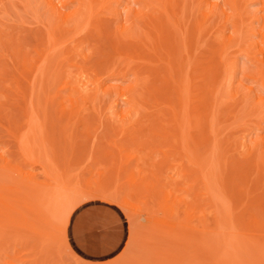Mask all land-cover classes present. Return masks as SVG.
I'll use <instances>...</instances> for the list:
<instances>
[{
  "label": "bare ground",
  "instance_id": "1",
  "mask_svg": "<svg viewBox=\"0 0 264 264\" xmlns=\"http://www.w3.org/2000/svg\"><path fill=\"white\" fill-rule=\"evenodd\" d=\"M0 1H1L0 5L2 8L4 2L2 0H0ZM5 1L12 3L11 1H13V0H10V1L5 0ZM16 1L18 2V0H16ZM16 1H13L12 5L15 6ZM30 1L29 0L25 1V5L27 6V9L31 11V13L28 12V14L29 13L32 14V11H33V7L30 6V4H31ZM38 1H40V3H42V6L45 7L46 11H48L51 14V16H53L56 19V22L58 21L59 25H61V26H59L57 24L58 22L57 23L54 22L56 24H52L51 23L52 20L47 21L49 23V25L51 23V25L57 26V29H56V27H53V29H52V26L50 27L48 24H45L43 22L45 24V26L48 25L50 28H47V26L46 27L43 26L44 31L42 34L44 35V40L47 42L46 43L43 40L44 41L43 43L46 45V49L44 47V50L41 51V53L40 52L37 53V55L34 58L35 60L33 59L35 61V65H33V63H32V67H31L32 70L29 71V73L31 72L32 77H30V74L28 73L30 80L28 81V79H27L26 84L29 86L28 90H30V91H29V93H27L28 92L27 91L28 86L26 87V89L23 88L22 90L26 91V93H27V95H26V93L22 92L20 86H18L20 89L17 88L18 92L21 91L22 94L23 93L25 94V97H23V96H21V97L24 98L26 101V103H25L24 99H22L24 101V103L23 102L22 103L25 104V106L23 105L24 108L22 107V109H23L22 111L24 112V115L23 114L22 115L24 116L23 122H24L25 126H27V127L24 130V132L22 131L23 133L21 132L22 134L16 135L18 133L17 131H16L17 133H15V135H16L15 138H17V144H18V150H19L18 152H23L22 154H25L24 152H26V153L31 152V155H29L30 153L27 155L25 154L27 157L25 156L24 159L28 160L30 158V160H31L33 157L32 153L34 154L35 152H36V155H37V152H38V154H39V152H44V154H45V152H47L46 151L47 147H45V145H43L44 148L42 147V143L44 144V141L42 140V143H40V144H37V143L34 144L33 138L36 137L37 133H39L38 134V136H39L40 133H43L45 130H47V131L51 130V129L49 130L46 128L47 124L50 125L49 124L50 122L49 123L47 122L50 119V117L48 118V115L50 114L49 112H52V111H49L50 105H52L54 107L55 106L61 107V109H59L60 111H58L60 113H61V111H62V113L67 112L66 110L68 109V112L65 113V116H66L65 120H67V116L69 117L68 120L67 121L63 120V123L62 124L60 123L61 126L59 128H57L58 133H60V131H61V133H60L61 136L60 137L57 136V137L62 139V138L68 137L67 132H68V128L70 127L71 122L75 121L76 123L79 122V124H80V122L84 123L86 118L89 120L90 117H87V115H85V117L80 116V114L82 113V110L87 109V106L85 104L88 103L89 106H91V109H90L91 112L93 111L92 109L96 110V111L94 110L95 112L93 111L95 113V115H96L97 111L100 115L103 111L102 114L104 116H106L108 114V117H110V118L112 117V119H110V120H112V122L114 120V122L117 123V126L114 125L116 123H114V124L110 123L113 126L112 127L110 126L108 130H110V132L112 131V133H113V132L118 130L117 127H120L119 128L120 132L116 136L119 137V138H117L118 140L123 138L124 141H123V139H121L123 142H120V140L119 141L116 140V141L120 142L124 146L116 143L115 140L109 139V141H111V143H109L110 147H108L107 149L106 148L105 149H103V148L102 149L92 148V150H91L88 147V150H87L85 145H83V144L79 145L78 144L79 147L78 146L75 147V145H73L72 148H74V147L76 148V149L74 148L73 152H118V153L119 152H127V151L128 152H133V151L134 152H138V151L141 152L140 149H144V148L147 149L148 145H151V144L152 145L150 147L151 148L153 147L152 149H154V147L158 148L162 143H160V141H158L159 142L158 143L156 141L157 139L155 138V136H157V138H159V140L162 138V136H164L166 139L171 138L173 146L170 145L171 146L170 149L169 148H167V149L163 148V151H162L161 148L164 145L163 144L162 146H160L161 148H159V149H161L162 152H171V153L172 152H180V153L182 152L185 155H187V156H184L185 158H187L189 156L188 158L190 159V160H187L188 159L187 158L185 160V158H183V160L188 161V162L190 161L191 163H193L194 166L193 165H191V166L194 167V171L197 173V175L193 173L194 175L197 176V179L195 178L196 180H194V181L195 182L196 181L201 182L202 185H200L199 187H203V189L205 190L201 195H203V194H204L203 196L206 195L205 197H208V200H210L209 201L210 206L207 205V206H209L208 209H211L209 212L205 210V209H207L206 208L207 206L206 207L202 206L200 201L197 202V201L193 200V199L196 200L197 199L196 197L193 196L194 198L190 199L191 201L188 200L189 195H191L189 192H191L192 189L188 192L187 190H189V189H187L186 187H185V189H187V190H185L184 187H183V189L180 188L181 189L180 190L179 189L180 186L178 187L177 185H176L178 187L177 189H176L175 185H172V187H169L171 185L167 184L168 181L164 184H163V182H162V184L159 183L162 185V187H161L162 191L159 192L161 194L160 197H163V201H162L163 204L162 203L161 204L167 209L166 211L169 210V214L172 217V221H168V222L174 223L175 226H178V225H179V227L183 226V228L185 227V228L191 230L192 232H194L193 233L194 235L196 233H198V235L196 234L193 238L195 240L194 242H192L193 239H192V241H190V238L187 235L188 234L187 232L189 230H187V232H186L187 234L182 233L183 236L181 239L182 240H183V238L185 240L188 239V240H186V241H188V244L184 240L185 242L184 241L183 242L186 245L184 244V245L179 246V247H181L180 249L184 253L181 252L183 254V256H181V253L178 252V253H180V254H178L176 251L177 255L179 257H182V258H180L179 260H175L174 264H176V262L178 264H242L241 261L243 258L248 257L249 255H252L250 251L248 252V248H246V246H248L246 240L248 241L249 239L256 238L257 236H259L258 237L259 239L262 238L263 241L261 242V245H262L261 247H263L262 249H264V195H263L264 191L261 194L260 192H262V190L258 189L259 186L257 184V183H259L258 181H261L260 179H258V177H259L258 175L259 174L264 175V135L260 136V134H261L260 132L264 131V125H263V123H264V0H128V1L127 0L126 1L125 0H38ZM9 5H11V4H9ZM16 5H17V3H16ZM255 5H256V7L254 9L253 8L251 9V7L255 6ZM35 6H36V3H35ZM11 8H10V10H11ZM2 10H3V8H2ZM10 10H7V12ZM14 10H16V9H14ZM36 10H38V9H36ZM34 12H36L35 9H34ZM103 13H107L113 17L115 16L117 18V21L114 23L111 21L106 23V21L103 22L102 20H100L99 18L96 17V16L101 15ZM33 14H34L33 15L34 17H35V14L37 15V13H33ZM8 15H9V12L7 13V16ZM95 18H97V20L98 19L100 20V21L96 20L98 22V24L96 23ZM46 19H47V17H46ZM22 20H23V18H22ZM11 21H12V19H11ZM42 21H41V23H42ZM37 25H38V23H37ZM43 27H41V28H43ZM58 27H59V29H58ZM45 28H47L48 30H46ZM49 29L52 30V32H54L53 30L56 29V33H52L53 34L52 35L50 33L51 31L49 32ZM57 30L59 31L58 33H61V34H64V33L65 34L66 33L71 34L72 33L71 35H69L70 40H73L72 38H76L75 35L77 36V34H79L81 32V33H83V36L85 35L87 37V40L88 39L92 40L91 42L94 41L93 43H96V41L93 39H96L99 42L100 41L105 42V44L108 45L107 48H110V50L112 52V56L110 57V59L113 58L114 61L111 59L113 61V63H111L112 61L110 60V63H109L110 66H108V63L106 62L107 66L109 68H107V66L104 65L105 64V62H104L103 65L106 68H104V70L102 69L103 70V72H102L103 76H100V77L97 76V78H96V76H95L96 74H95L94 79H91V78H93V77H91L93 75L90 74L87 76L88 78L85 77V79L87 78L85 81H83L82 78L81 79L79 78L80 80L78 82H74L75 80L73 81L72 78H71V80H69L71 75H69V78L66 77V79H65L64 76L66 74L63 76L64 72L62 71V73H61V69H60L61 67L59 68L57 65H54V66H57L59 69L57 67H56V69H58L59 71L54 68L56 70V73H55V71L52 70L50 68V66L47 65V62H50L49 55L53 54L50 52H54V51H51V50H53L52 49V46H53L52 43H54V45H55V43H57V41L59 40V39L57 40L58 37L56 38V36L52 37L54 35H58ZM12 32H14V31H12ZM0 33H3V31H1ZM37 33L38 32H36V34ZM81 33H80L81 36L79 35L80 37H78L79 39L77 38L76 40L80 41V38L83 37ZM4 34H6V33H4ZM42 34H41V36L43 37ZM8 36H6V37L8 38ZM13 36L15 37V35H13ZM85 36H84V38H86ZM2 37H5V35H3ZM2 37L0 38V42L3 45L5 40L9 41V39L3 38L4 39L3 40ZM9 38L11 39V37H9ZM55 40H57V41L55 42ZM84 40L86 41V39H84ZM63 41L64 40H62V42ZM79 41H76V42H78L77 44H79ZM82 41H83V39H82ZM82 41H80V44H79L80 46L82 45L81 44ZM91 42L87 46H89L91 44ZM84 43H87V42L83 41V47L86 45V44L84 45ZM1 44H0V46H2ZM48 44H49V46H48ZM210 44H212L211 46H213V44H215V47H210ZM6 45L8 46L9 43L7 44L5 42V44L3 45V48L2 47L0 48L1 52H2L1 49H3V52L1 53V56H0L1 61H2V59L5 60L7 54H9L11 56V54L13 53L12 54V56H14L13 58H16L15 56H18V54H19L18 52L20 51V50L16 51L20 47L13 50L11 45H10V47L9 46L7 47ZM79 45H77V47H79ZM101 45H103V47L101 46L102 47L101 48L100 44H99V47L101 49H103V51L100 49L99 53L103 54V56L105 57V58L103 57L104 61L105 60L109 61L107 56L110 55L111 53L109 54L110 51H108V53L105 52L107 50V48L104 46V43ZM4 46H6L5 50H4ZM36 46H38V45H36ZM72 47H74V46H72ZM92 47L95 48L96 45H95V47L94 46H92ZM92 47L90 48V50L92 49ZM8 48H10L12 51L7 50ZM205 48L211 49V51L207 50ZM24 49H25V47H24ZM60 49H61V47H60ZM96 49H98V48L96 47ZM94 51H95V49H94ZM94 51H93V53H96ZM100 51H102V53ZM206 51H210L211 52L210 55L207 54L209 52H206ZM233 51L237 52L240 56H243L246 61H248L252 64V68H253L252 69V68L247 67V69L248 68L250 69V71L249 70L247 71V70H245L246 65H244L245 66L244 70L243 71L241 70L242 72L240 73L241 77L238 78V79L241 78V80H238V82H235L236 86L233 82H234V78H235L234 76L236 75L235 72H237L236 70L239 68V65L236 64V62H238V61L233 58V56L236 57L237 55H231L232 58L230 57V54ZM10 52H12V53H10ZM16 53H17V55H16ZM54 53H55L53 55L54 57L51 56L54 60H56L59 63H60V61L64 62V60H62V59H64L63 57L60 58L59 56H56V52H54ZM57 53H59V52H57ZM90 53H92V52H90ZM90 53H88L89 57L91 55ZM86 55L87 54H85L84 56L86 57ZM23 56H24V54H23ZM68 56H70V54ZM1 57H2V59H1ZM19 57L21 58V56H19ZM85 57H84V59L87 60L88 58L86 59ZM20 58H19V61H20L19 63H22L21 62L22 60ZM99 58L100 57L96 58V59H98L97 61L94 59L97 62V64H96V62H94V64L98 65L99 63L101 64L103 62V59L99 60ZM7 59H8V56H7ZM31 59H32V57H31ZM31 59L29 61H32ZM47 59H48V61H46ZM65 59L67 60V57H65ZM89 61H91V60H89ZM116 61H117V64L115 63ZM85 62H87V61H85ZM2 63H3V61H2ZM19 63H18V65H19ZM1 64H0V68L1 67L4 68L5 67V66H3L4 63L2 65ZM29 64H31V63H29ZM112 64H114V66H113V68H110V67H112L111 66ZM21 65H19V66H21ZM49 65H50V63H49ZM91 65L92 64H90V65L87 64V66H91ZM30 66H28L27 69H29ZM142 66L146 67V68H141ZM237 66H238V68H237ZM249 66L251 67V65H249ZM99 67H100V65H99ZM25 68H26V66H25ZM82 68H84V67H82ZM94 68H95V66H94ZM4 69H6V67ZM49 69L52 70L53 72L52 71L49 72L48 71ZM95 69H97V68H95ZM241 69H243V66H241ZM94 70H92V73L93 72L96 73V71H94ZM9 71H8V73H10ZM5 72L7 73V71H5ZM238 72H240V71L238 70ZM81 73H83V72H81ZM84 73H83V76H84ZM90 73H91V71H90ZM11 76H12V74L10 75V77ZM109 78H110V80L111 79L126 80L127 85H125V86H121L119 84L106 85V82H107V80H109ZM245 79H246V81L252 80L250 83L252 84V82H254V83L256 82L257 85H250V83L248 85L247 83H244ZM1 80H4V79H1ZM8 81H9V79H8ZM116 82H118V81H115V83ZM55 83H57V84L60 83V87H59V89H57L58 91H56L55 94L52 95L50 93V91H51L52 87H55L54 86ZM258 83H259V86H258ZM35 86L40 89V92H42V94L39 92L41 94V98L44 97L40 100V96L37 95L39 98V99L37 98V102L40 103V101H42L44 99V105H43V107H41V108H43L41 110V112H42L41 114H40V111L35 107L36 106L35 105L36 103L34 101L36 99V98L34 99V97H36L35 96L36 95L35 94V91H36ZM232 86L233 87L235 86V88H234L235 90L232 89ZM257 86H258V88H257ZM22 87H23V85H22ZM38 88H37V93H38ZM2 90H3V87H2ZM15 92H16V90H15ZM64 92L67 94L63 95ZM241 92H243V93H241ZM50 94L52 97L50 96ZM222 94H224V95H222ZM111 95H113V96H111ZM221 95L222 96L228 95L229 99L231 96L233 100L234 99H235V101L238 100L237 105L239 107H238V110L236 111V114L234 115V118L236 117L237 122L236 121L235 122L237 124L240 123V122H238L240 120V119H238V117H243L241 115H244V117H245V115L248 116V119H250L249 117H251V118L254 117L252 119V121H253L252 125L253 126H252V128L251 127L250 128L254 129V134L256 131L258 132L254 135L255 138H253V140H251V139L249 140V143L246 140V138H247V137H245L246 134L242 135V136L238 135L241 138H243L241 141L239 140V143H240L239 148L241 147L242 150H244V152L238 148L237 149L240 150L239 153L242 156H244L243 154H241L242 152L244 154L248 153V156L247 157L245 156L246 158H248V161H245L246 162L245 164L239 163L238 165H237V163L240 162L239 161L240 159L238 160V162H236L237 160L233 161L234 159L233 160H226V163L222 161L223 164H221V166L224 165L223 170H219L220 168L222 169V167L219 166V162L222 158H229L231 156V155H228L229 153L226 154V151H228V149H231L230 147L232 145H234L236 142L235 139H237V142H238L239 138L234 137L235 139L230 138L231 139L230 140L229 139L230 134L227 135L228 136V138H227L225 136L226 133L224 134L225 131L222 134H220L221 131L220 132L218 131L221 137H223L222 135H224L226 137V138L223 137L224 139H222L220 136H218L216 134V132H217L216 128H220V126H223V125H218V122L221 119H219V116H218V119H216L217 115L215 116V113H216L215 110L218 108L217 105L221 99ZM114 96H115V98L113 99ZM58 97L61 98V99H59V100H61L60 102L57 100ZM107 97H108V99H106ZM5 98H7V96ZM16 98H17V96H16ZM223 98H222V100H223ZM119 100L123 101V103L125 105L124 108H121V107H120L121 109L118 108L117 105L119 104V102H118ZM226 101H228V100H226ZM14 102H16V101H14ZM53 103L54 104L56 103V105H54ZM42 104H43V102L40 104V106H42ZM81 105H85L86 107L84 106V108L80 107L78 109L77 107L81 106ZM119 105H121V104H119ZM37 107H38V105H37ZM4 108L5 107H3V109ZM51 108H53V107H51ZM0 109H1V107H0ZM236 109H237V107H236ZM5 110H6V108H5ZM56 110H58V108H56ZM75 110L79 111L78 112L79 114L77 112H75ZM80 110H81V113H80ZM218 110L219 109H217V111ZM222 110H223V108H222ZM38 111H39V114H38ZM226 111H229V110H226ZM2 112L3 111H1V115H2ZM10 112H12V111H10ZM23 112H21V113H23ZM87 112H86V114H87ZM234 112H235V109H234ZM218 113L219 112H217L216 114H218ZM232 113H233V111H232ZM56 114H57V112H56ZM61 114H60V116H61ZM83 114H85V113H83ZM99 114L96 115L97 116L96 119L98 120V122L100 121L98 119V116L100 117ZM109 114L111 116H109ZM22 115H21V117H22ZM39 115H42V116L39 118ZM88 115H89V113H88ZM225 115H227L226 112H225ZM37 116H38V118H37ZM54 116H55V114H54ZM8 117H10V116H8ZM82 117H83V119H82ZM4 118H6V117H4ZM4 118H2V119H4ZM57 118H54V119H57ZM60 118L63 119L64 117L63 116L59 117V120H60ZM72 118H73V120H72ZM102 118L103 117L101 115V121H102ZM220 118H222V117H220ZM226 118H228V117H226ZM226 118H225V122H226V120H228ZM8 119L10 120V118H8ZM52 119H53V116H52ZM116 119L119 122L116 121ZM244 119H246V118H241V121ZM90 120L92 123L93 120L91 118H90ZM50 121H51V119H50ZM57 121H56V123H55V121L54 122L52 121L53 123H51V125L57 126V124L59 122V121L58 122ZM94 121H95V119H94ZM229 121H230V119H229ZM229 121L227 123H229ZM87 122L88 121H86L84 123V126H86ZM89 122H88V124H89ZM245 122L246 121H244V123ZM102 123H104V122H102ZM141 123H143V124H141ZM221 123L225 124L224 122H222V120H221ZM247 123H248V120H247ZM215 124L218 125V127H215L216 126ZM242 124H243V122L241 123V125ZM249 124H247V125H249ZM129 125L134 130L132 128H131L132 130L129 128L131 131L125 130L128 128ZM12 126H13V124H12ZM75 126L76 125H72L70 127V129H72V132L74 134L77 131V130L73 131L74 130L73 128H75ZM114 126H116V127H114ZM137 126H138V128H136ZM142 126H144V127H142ZM232 126H234V125H232ZM232 126H229V127H232ZM80 127L82 128V125ZM87 127H86V129L83 127L84 130H86V131L83 130V132H87L89 130ZM125 127H127V128H125ZM53 128H54V130L56 129L55 126ZM115 128L117 130L113 131ZM59 129H60V131H59ZM77 129H78V127H77ZM99 129H100V127H99ZM100 130H102V129H100ZM122 130H123V132H122ZM206 130H208V131L206 132ZM243 130H246V127H244ZM8 131L9 130H7V132ZM36 131H37V133H36ZM47 131H45V133H47ZM124 131H126V134H129V135L131 134V132H132V134H133V132H136V134L137 133H139V134L136 135L134 133V136H131L132 134L129 136V135L124 134ZM69 132H71V130ZM144 132H146V133L151 132V134H153V135L148 133L147 135L150 137V139H148L149 137L145 136ZM10 133H11V131H10ZM45 133H44V135H47ZM56 133H57V131H56ZM56 133H55V135L58 134V133L57 134ZM73 133H71L72 134L71 138L73 136ZM77 133H78V131L76 132V134ZM87 133H85V134H87ZM230 133H232V132H230ZM31 134H32V136H31ZM48 134L50 135V133H48ZM51 134H52L51 136H54V132H52ZM122 134H123V136H122ZM44 135L42 134L41 136H43V137H40V138L43 139L44 137H46ZM62 135H63V137H62ZM215 135L220 137L222 140L218 139V137H215ZM138 136H139V138H138ZM143 136L145 137L144 138L145 141L143 140ZM160 136H161V138H160ZM29 137H31V138L33 137L31 142L29 141ZM47 137L49 138L50 136H47ZM69 137H70V135H69ZM105 137H107V136H105ZM124 137L127 138V140L129 139L128 142H130L131 145H129V143L125 141L126 139ZM12 138H13V136H12ZM79 138H82V137H79ZM79 138H77V140L81 141ZM114 138H115V136H114ZM41 139H39V140H41ZM136 139H138L139 141H137ZM154 139H156V140H154ZM166 139H164V140H166ZM226 139L229 142H227ZM54 140H56V139H54ZM66 140H64V141H66ZM68 140H69V138H68ZM210 140H212L211 144H210ZM46 141L47 140H45V142ZM49 141L50 140L48 139V142ZM221 141L222 142L224 141L226 144H228V143L231 144V146H229V148H227L225 153H223V154L221 152H224L223 150L226 148L225 147L226 145L224 144L225 145L224 146L223 144H221ZM56 142L57 141H55V143ZM59 142H61V141H59ZM59 142H58V144H59ZM132 142H136V143L138 142V144L141 146L140 148L138 146V149H139L138 151L133 150L135 148V146L137 148V145H134V143H133V145H134L133 146ZM161 142H163V141H161ZM166 142H167V144L169 143L168 140ZM232 142H234V143L232 144ZM141 143H145V145H143L144 148H142L143 146L141 145ZM148 143H150V144H148ZM69 144H71V143H69ZM127 144L129 145V147L131 146L132 148L127 149L128 148V146H126ZM155 144H157L159 146L157 147ZM146 145H147V147H145ZM221 145L224 146L223 149H222ZM50 147H52V148L57 147V145L49 146V148ZM201 147L203 148V150L202 149L200 150ZM58 148H61V147L58 146ZM124 148H126L127 151L124 150ZM61 150L62 149H60L58 151H61ZM129 150H131V151H129ZM234 150L235 149L233 148L232 151H234ZM65 151H67V150H65ZM53 152L55 153L54 149H53ZM69 152H71L70 149H69ZM147 152H148V150H147ZM187 152H189V154H187ZM190 152H201V153L207 152V153H205V155L202 154V156H200V157H198L196 155H194L196 157H193L190 154ZM218 152H219V154H217ZM44 154L42 153L43 156H44ZM225 154L228 157H222L221 156V155L224 156ZM111 155H113V154L111 153ZM115 155H116V153H115ZM240 155L238 156V158H240ZM23 156L24 155H22V157ZM47 156L48 155H46L44 157H47ZM168 156H170V155L168 154ZM209 156H210V158H209ZM34 157H35L36 163H38L37 162L38 155L37 156L34 155ZM34 157H33V160H34ZM120 157H122V156H120ZM120 157H119V159H120ZM165 157H167V156H165ZM49 158H51V157H49ZM129 158H130V156H129ZM3 160L5 161L4 163L7 164L8 160L7 161L5 159H3ZM122 160H124V159H122ZM174 160H176V159H174ZM50 161H51V164H48V165L49 166L53 165V166H50V168L52 170L50 168H48L49 166L48 167L46 166L47 169L45 167V172H44L46 175V177H45L46 180L48 181V179H49L50 182L48 181L49 183H47L44 180V178H43V180H44L43 183L41 181V183L43 185H45L44 186L45 190H42L43 187L38 188L39 185H38V187L35 186L37 188H33V190L37 189L38 191H40V194L37 195L38 192H36V191L34 192L33 190H31L36 194L35 195V194H32L31 191L30 192L28 191V190H30V189H28L29 188L28 187L26 192L31 193V195H30L31 198L33 197L32 195L35 196L33 198V200H31L30 197H28L29 196L28 193H26L24 191V188L23 187L20 188V190L21 189L23 190L22 194H27V196H25V195L24 196L28 197V199L31 200V201L27 200L28 201L27 202L28 208H26V209H29V211H31L33 213V215H35V217L32 215L34 218L32 217V219H31L30 216H27L23 213H20L21 212L20 208H19V210H17L18 207L14 208L15 205H18V203L21 202L20 201L21 199L22 200L24 199V198H22L21 193H19L21 196L20 197L21 199L20 198L17 199V197H19V195L15 198L16 204L14 202V199L11 198L12 195L10 197L13 200V201H11L12 202L11 204L9 201L6 202V199L8 197L6 198V196L4 194L3 195L5 196V198L1 200V198L3 197V196H1V193L3 191L0 193V200L4 203V206L5 205H6L5 207L8 206L7 209L11 213L15 209V210L19 211V213L17 211H16L17 213L15 212L16 215L20 214V217L16 216V217H18V218H16L15 213L13 212L14 217H12V214L9 213V211H7L6 208H5L6 209V211H5V209L2 207L3 204H0L2 207L0 209L3 212V213L1 212L2 214L0 215V238H2V242H4L5 244L6 243L11 244L14 242V240L17 239V237H15V236L22 231V228H24V230H26V231L28 229L29 230L28 232H30V233L32 232L31 234L36 235L37 238H36V236H33V235L30 236V238H34V240L36 238L35 241H36V244H38V246L36 245V247H37L36 254H35V251L32 250V252L34 251L33 253L35 254V256L33 258H31V260L34 262L32 264H38V263L46 264V263H48L49 259H54L53 255L60 254V252L62 251L61 249H63V250H64V248L67 249L65 236H64V234H65L64 233L65 232V223H66V220H67V217H68L70 211L77 204V201H78V200L76 201L77 196L79 197L80 196L79 193H82V191L84 193V190L81 189V187H79L80 189L77 188L78 185H76L77 187H75V184L73 183V181H72V183L74 185H72V183L69 184L70 183L69 179L71 178L70 177L71 175H69L68 178H67L68 175H66L68 172L66 168L70 165L69 163H68L69 165L67 167L64 166L65 168L61 169L63 171L59 172L60 168L57 169L56 165H54L56 162L54 164H52V160H50ZM228 161H231L232 166H233L232 163L236 162L234 164V166H235V168H236L235 170L237 172H234V174H232L233 176L236 174V176L233 177V180H232L231 179L232 177L230 174V178H228V177L227 178H228V180L229 179L232 180L231 181L232 183L227 181L229 183L228 188L226 187L227 189H222V188L219 189V188H217L218 186L216 185V183L219 182L218 184H220V182H222V181L217 180V182H215V183H214V181H216V178L220 177L217 174L218 170L223 171V172H220L221 177H223V175H224L222 180L226 179L225 176H227V175L223 174L224 171H225V173H227V169H228V171L231 170L230 167L227 166L228 164H230V163L227 164ZM121 162L122 161H120L119 164ZM4 163H2V165ZM26 163H28V162H26ZM165 163H166V161H165ZM124 164H126V163H124ZM170 164H169V167H171ZM57 165H59V164H57ZM174 165H176V164H174ZM1 166H0V168H1ZM6 166L7 165H5V167ZM59 166H61V165H59ZM217 166H219V168ZM11 167L13 168L14 166L12 165ZM16 167L17 166H15L13 168L14 171H16V169L18 170V167L20 168L19 172H22L24 170V169L22 170V168H23L22 166H21L22 168L20 166H18L17 168ZM12 168H11V171L13 170ZM119 168H120V166H119ZM119 168L116 166V171L114 173L115 175H117V173L119 172V170H118ZM124 168L125 167H123V169ZM137 168H138V166H137ZM186 168H188V167H186ZM111 169H112V173H113V170L115 168L114 169L111 168ZM120 169H122V168H120ZM179 169H181V167ZM188 169H190V168H188ZM8 170H10V169H8ZM124 170L129 171V169H126V168ZM108 171H110V170H105V172H108ZM185 171H187V170L185 169ZM190 171H191V169H190ZM240 171H242L241 172L242 174L238 173ZM253 171H255V174H257V176H255L253 178V180H251L252 178H250V183H248L249 182L248 179H249V177H251L250 173L252 172L253 176L255 175ZM17 172L18 171H16V173ZM180 172L182 173V171H180ZM29 173H31V172L27 173V171H26L24 173L23 180L27 179L26 181H29L30 183H32V180H33L34 183H32V185L34 187L36 180L32 179L34 176L32 174H31L32 175L31 176ZM174 173H175V171H174ZM188 173H186V175H189ZM18 174H20V173H18ZM18 174H17V176H18ZM103 174L104 173H102V175ZM120 174H118V176ZM128 174H129L128 176H133L132 172H128ZM178 174H180V173H178ZM183 174H180V175H183ZM193 174L190 176L191 178L194 177ZM146 175H148V174H146ZM149 175H151V174H149ZM74 176H76V175H74ZM126 176H127V174H126ZM164 176H162V177H164ZM238 176H240V177L242 176V177L237 178ZM19 177H21V176H19ZM100 177H101V175H100ZM105 177H106V175H105ZM105 177L101 178L103 180H100L101 182H104V183H101V182H99V179L98 180L96 179L99 182V184H98L99 187L96 190H93V188L96 185V180H94V184L92 181H89L87 188L91 187L90 188L91 190L88 191L89 192L88 194H90V193L92 194V193L98 191L100 193H97V194L95 193L96 195L100 194V197H102L104 199H108V200L114 202L115 204H117L116 201L114 200L117 193L113 194V191L114 190L116 191V189L118 188V190H117L118 194L120 193L119 194L120 196L121 195L126 196L125 198L128 199L127 197L129 196V194H131V192H129L128 194L126 192V195H125L124 194L125 191L123 192L121 190L122 185L120 183L116 184L117 180L120 179V177L119 178L115 177V178H117L116 181H115V179H113L115 181L114 183L116 184V185L114 184L113 186L110 185L111 184L110 182L112 181L111 177H113V176L107 175L108 178L110 177L109 178L110 180H108V178L104 179ZM124 177H125V175H124ZM153 177H154V174H153ZM155 177H157V176H155ZM221 177L219 179H221ZM168 178L171 179L172 177H167V179ZM180 178L181 177H179V179ZM259 178H261V177H259ZM262 178H263V176H262ZM122 179H123V177H122ZM128 179H130V181H131L132 177L128 178ZM156 179H155V181L158 182L159 179H157V180ZM179 179H177V180H179ZM192 179H194V178H192ZM106 180H108L110 182H108ZM136 180L137 179L134 178L133 181H131V182L129 181L131 184H134V185H132V186H129L131 184L128 185V187L132 188L131 191L133 190L132 194H134V195L136 194V192H134L135 185L138 184V182ZM237 180H239V181H237ZM263 180H264V178L262 179V181ZM124 181H125V179H124ZM151 181H152V179H151ZM194 181H193V183L195 184ZM236 181H237V183L240 182V184H244V186L242 185L244 188H242L240 185L236 184ZM242 181H244V182L242 183ZM74 182H75V178H74ZM125 182H127V181H125ZM157 182H156V184L158 185ZM234 182H235V184H234ZM251 182L255 183V184H252V187L253 186L256 187V189H258L257 191L260 193V196H259V193L253 194L254 195L253 198H255V199H252V195H251L250 198L252 200L248 197L249 195L247 193V192H249L251 194L253 192V190L255 191L254 187H253V189L251 187L252 190H248L250 187H247V185L251 184ZM41 183L37 182L36 184H41ZM76 183H78V182H76ZM153 183H155V182H152V184L150 183V185H152L151 188L155 187V185L153 186ZM224 183H223V185H225V186L228 184V183H226V181H224ZM245 183L246 184L248 183V184L246 185ZM20 184H22V182ZM119 184L121 185V187ZM165 184H167L169 186H167V185L165 186ZM194 184H192V185L189 184V185H191V187H192ZM232 184H234V185H232ZM140 185L141 184H139L137 186L140 187ZM148 185L149 184L147 183V189L149 187ZM198 185L199 184H196V186H198ZM223 185H222V187L225 188V186H223ZM236 185H238L237 188L238 189L240 188V189L238 191H236L235 194L239 193L237 195H239V196L241 195V197L238 198L239 196H237V195H235V196L237 197V199H239V201H244V205H242V212L238 213V215L236 213L234 215H232L233 211H231L232 209H230V208L232 206L231 201L233 199H230V198L232 197V194L234 193V191L231 193L232 190L230 191V189H231L230 186L231 187L233 186L235 189H237L235 187ZM260 185H262V188L264 190V182H262ZM2 186L3 185H1L0 187H2ZM22 186H23V184H22ZM25 186H26V184H25ZM27 186H28V183H27ZM92 186H93V188H92ZM145 186H146V184L142 187L145 188ZM3 187L5 188V186H3ZM30 187H32L31 184H30ZM82 187H83V185H82ZM4 188H3V190H4ZM13 188L14 187H12V189ZM126 188H127V185H126ZM161 188H159V189L161 190ZM15 189H16V192H21L20 190L18 191L17 187ZM122 189L124 190L125 188H122ZM147 189H145V191ZM139 190H142V189L139 188ZM183 190L185 192V194H184L185 196L184 195L180 196L181 194H179V193H181V191H183ZM14 191H12V192H14ZM129 191H130V189H129ZM135 191H137V190L135 189ZM200 192H202V190ZM152 193H155V192H152ZM159 193H157V194H159ZM187 193H188V197L186 195ZM224 193H226L225 194L226 196H227V194L229 195L228 198L231 201L228 202L227 200H225L227 198L225 197ZM230 193H231V195H230ZM244 193H247L248 196L246 194H245L246 195L245 196ZM149 194H151V192ZM157 194H156V196L158 197L159 195H157ZM195 194H197V193H195ZM242 194H243L245 199L242 198L243 197ZM255 194H257V196ZM15 195H17V193ZM113 195H115V196H113ZM137 195H139V194H137ZM193 195H194V193H193ZM197 195H200V194L198 193ZM120 196L119 197L117 196L116 198H119V200L125 199V198L121 199ZM130 196L132 199L133 195H130ZM130 196H129L128 200H131ZM139 196H141V195H139ZM145 196H147V195H145ZM255 196L257 198L258 197L259 198L256 199ZM149 197L151 198V195ZM160 197L158 198V200L161 199ZM233 197H234V195H233ZM247 197L252 202L254 201L253 202L254 205L252 204L253 206L249 203L250 201L247 202L248 201ZM10 198H8V200ZM143 198H145V197H143ZM153 198L154 197H152L151 199H153ZM201 198L203 199V197H201ZM141 199L142 198H140V202H141ZM155 199H157V198H155ZM128 200L126 202L123 200L122 204H124V203L128 204L129 207L127 206L126 208H128V209L131 208V210L130 209L129 210L131 212L133 210L134 211L133 213H135V216L136 215L141 216L139 210L141 209L140 211L142 212V210H144L145 206H146L145 207L146 210H144V212L147 211L145 215H147V213H148L149 217H151L152 216L151 212H152V214L156 215V216L153 215L154 217L158 216L156 212L152 211L153 210L152 208H151V210L148 211L147 208H149V207H147V205L143 204L140 207V205H136V204H133L131 202L129 203ZM158 200L153 199V201H158ZM197 200H201V199L198 198ZM245 200H247V201H245ZM140 202H138V203H140ZM160 202L161 201L154 202L156 206H154V205L151 206L152 204L151 205L149 204V205H150V207H153L156 209L160 208L159 210L161 211ZM245 202H246V204H245ZM199 203L201 205H199ZM207 203H205V204H207ZM229 203H231V204H229ZM248 203H249V206H247V208L245 209V205H247ZM27 205L25 202L23 206H27ZM23 206L21 205V208ZM201 206L205 207V208H202ZM164 207H163L162 211L165 210ZM180 208H181V210H180ZM243 208H244V210H243ZM23 210H24V208H23ZM64 210L66 212H64ZM178 211L180 213L182 212V215H184L183 218L179 219L180 215L178 214L179 213ZM31 212H29V213H31ZM207 214H209V216ZM210 215H211V217H210ZM158 218H160V217L158 216ZM131 219H133L134 222L136 220L133 217ZM168 219H170V218H168ZM140 220L141 219H139V221ZM139 221L137 220V222H139ZM150 225H151V223H150ZM152 226H154V225H151V227ZM158 226H161V225H158ZM7 227L9 228V230H10V227H12V228L16 227L18 229L20 228L21 230L15 229V233H16V231H18V233L15 234V233L11 232V234L9 235V233L6 232V231H8V230H6V229H8ZM47 227H48L49 231H50L49 227L52 228L50 233H52L51 235H54L53 237L50 235L49 231L46 229ZM155 227H156V225H155ZM157 228L158 229L161 228L160 231L163 230L162 229L163 227H156V229ZM169 228H168V231L166 230L167 233H169V231L171 230V229L169 230ZM174 228L175 227H173L172 229L174 230ZM154 230H155V228H154ZM13 231H14V229H13ZM148 231H150V230H148ZM148 231H146V232L150 233ZM160 231H159V233H160ZM180 231H181V229H180ZM20 234H18V235H20ZM135 234H137V233H135ZM176 234L180 235L177 232H176ZM8 235L10 237L12 236L11 237L12 239L10 238V240H9L8 237L7 238L5 237ZM27 235H28V233H27ZM186 235H187V237H185ZM190 235L192 236V233ZM2 236H4L5 239H3ZM254 236H256V237H254ZM23 237L20 236V238H23ZM180 237H181V235H180ZM25 238H28V237L25 236ZM30 238H28V239H30ZM175 238H177V237H175ZM6 239H8V240L5 241ZM23 239H22V241H23ZM37 239L39 241H37ZM47 240H50V242H52V240H54L52 243L54 244L55 247L52 248V246L47 245V242L49 244V241H47ZM8 241H10L11 243ZM18 241L20 242L21 240L19 239ZM27 241L28 240L24 239V243L29 242V241L28 242ZM0 242H1V240H0ZM19 242L15 243V247L17 246V244ZM55 242H56V245H55ZM24 243H21V244H24ZM3 244L0 245V250H1V247L2 248L5 247V246H3ZM61 244L63 245L62 246L63 248H59V247H61ZM250 244H251V242H250ZM143 245H145V244H143ZM6 246H8V245H6ZM10 246L11 245H9L8 248ZM46 246H49V247L47 248ZM15 247L12 246L13 249ZM18 247L19 246H17L16 248H18ZM34 248H35V246L33 247V249ZM50 248L53 250L49 251L48 249H50ZM140 248H142V246ZM152 248L150 250H148V248H146L148 252H146L144 250L145 251L144 253L145 254L150 253L151 251H153ZM166 249H168V248H166ZM195 249H200V250L201 249L202 250L208 249L207 251L209 253L207 252L206 254L209 255L210 258L208 256L207 257L210 260L212 259L211 261L209 260L210 263L208 261H207L208 263L207 262L204 263V262H201V260L197 259V257H195L193 254ZM54 250L56 252H54ZM154 250L156 251V248H154ZM7 251H9V249H7ZM172 251H173V248H172ZM189 251H191L192 254L190 252L191 255L187 254V256H185L184 254L186 252L189 253ZM0 252L2 253L3 251H0ZM10 252H12V251H10ZM29 252L32 254L31 251H29ZM154 252H152V254L150 253V255L148 257L150 259V261H154V259L151 260L152 256H154L155 259L157 257V260H158L159 258H162L163 255H167V254H165L166 250H165V252H161L163 254H161L160 251H156L162 255L160 257H158L157 253L156 252L154 253ZM173 252H175V251H173ZM173 252H171V253H173ZM8 253H5V254L2 253L1 254L2 256L4 254L3 259H5V260L2 259L3 264H17V261L19 259H21L20 258L21 256H18L17 258H15L13 254L10 255ZM53 253H55V254H53ZM167 253H169V252H167ZM44 254H46L47 256H45ZM137 255H138V253H137ZM175 255L176 254L171 255V256L174 257ZM58 256H56V257L59 258ZM166 258L168 259V257H164L163 259H166ZM259 258L260 257L258 256V259ZM121 259H122V257H121ZM121 259L118 261H114V264L122 263L124 261L123 260L124 258L122 260ZM125 259H126V262H128V261L130 262L131 258L129 260H128V258H125ZM133 259L136 260V258H134V257H133ZM139 259H140V256H139V258H137L138 262H140ZM141 259H143V260L141 261L140 264H149V259H147V257H145V258L141 257ZM144 259H145V261H144ZM258 259L257 258L253 259L252 264H262V261L260 263H258L259 262ZM0 260H1V258H0ZM168 260H166V261H168ZM164 261L165 260L160 261V262H164ZM249 261L251 262L250 259H249ZM124 262L122 264H124ZM129 262L127 264H129ZM131 262L135 263L134 261H131ZM155 262L156 261H154L150 264H153V263L155 264ZM165 263L167 264V262H165ZM165 263H162V264H165ZM169 263L173 264L172 260H171V262L169 261ZM18 264H21V261ZM111 264H113V263H111ZM248 264H249V262H248Z\"/></svg>",
  "mask_w": 264,
  "mask_h": 264
},
{
  "label": "rangeland",
  "instance_id": "2",
  "mask_svg": "<svg viewBox=\"0 0 264 264\" xmlns=\"http://www.w3.org/2000/svg\"><path fill=\"white\" fill-rule=\"evenodd\" d=\"M3 2H4V4H3V10H2V8H1V5H0V32L1 31H3V33H0L1 35H0V38L3 36V35H5V37H2V39L3 38H7L6 36H8V38L7 39H9V41L7 42L6 40H5V42L8 44L9 43V47H10V45L12 46V48H13V50H15V49H17L18 47H20L18 50H16V51H19L18 53L20 54H18V56H15L16 58H13L14 56H12V52H10V53H12L11 54V56L9 55V54H7V56H8V59H7V56H6V58H5V60L4 59H2V57H1V59H2V61H3V63L5 64H3L2 63V61L0 60V62L3 64V66H5L6 67V69H4V68H0V107H1V109H0V164L2 165V163H4L5 161L3 160V159H5L6 161H7V164H3L2 166H1V170H0V186L1 185H3V186H5V188L2 186V187H0L1 189H0V193H1V196H3L2 198H1V200L2 199H4L5 198V196H6V198L8 197V198H10L11 197V195H12V199H14V202H15V198L19 195V197H17V199H19L21 196H20V194L19 193H23L22 191V189L20 190V188H24V191L26 192L27 191V188L28 189H30V190H28L29 192L31 191V190H33V188H37L38 187V185H39V187L38 188H42V190H45V188H44V186L45 185H43L42 183H43V181L45 180L47 183H49L50 181H49V179H48V181L46 180V175H45V167L47 166H49L48 164H51V161L50 160H52V164H54L55 162V164L54 165H56V168L58 169V168H60L59 169V172L60 171H63V170H61V169H63V168H65L64 166H68L69 164V166L66 168L67 169V174L66 175H68L67 176V178L69 177V175H71L70 177V179H69V184H71L72 183V181H73V183L75 184V187H77L76 185H78V187L77 188H79V187H81V189H83L84 190V193H83V191H82V193H79L80 194V196L78 197L77 196V199H76V201H77V204L75 205V207L70 211V213H69V215H68V217H67V220H66V223H65V234H64V236H65V241H66V246H67V249L66 248H64V250L63 249H61L62 251L60 252V254H58V255H56L55 253H53V254H55V255H53V257H54V259H49V261H48V263H46V264H111V263H113L114 264V261H118V260H120L121 259V257H122V259L125 261H123L124 262V264L126 263H128L129 261V259H130V262H129V264L131 263V264H140L141 263V261L143 260V259H141V257H143V258H145V257H147V259H149L148 257H149V255H150V253L152 254V252H154L155 250H154V248H156V251H160V253L161 252H165V250H166V252H165V254H167V255H163V257L162 258H159L158 260H157V257H156V259H155V257L154 256H150L151 257V260H153L154 259V261H156L155 262V264H162V263H165V262H167V264H171V263H169V261L171 262V260H172V263L174 264L175 262V260H179L180 258H182V257H179L178 255H177V253L178 252H182V253H184L180 248L181 247H179L180 245H184L185 243V241L186 240H188V239H184L183 238V240L181 239L182 238V236H183V234H187L188 236H189V238H190V241H192V239L194 238V236L197 234L198 235V233H196L195 235L193 234L194 232H192L191 230H189V229H187V228H183V226H180L179 227V225L178 226H175L174 225V223H172V222H168V221H172V217H171V215L169 214V210L168 211H166L167 209L162 205L163 203H162V201H163V197H160V191H162V182H163V184L164 183H166L167 181H168V183L167 184H169V185H171V186H169V185H167V184H165V186L167 185V186H169V187H172V185H175V187H176V189L179 187V189L180 188H182L183 189V187H184V189H185V187L187 188V189H189V190H187V189H185V190H187L188 192L191 190V192H189L191 195H189V201H191L190 199H193L194 197H196L197 199L199 198V199H201V200H195V199H193L194 201H197V202H201V204H202V206H207V205H209L210 204V200H208V197H205V196H203V195H201L205 190L203 189V187H199L200 185H202L201 184V182L200 181H194V180H196L197 179V173L194 171V165H193V163H191L190 161L188 162V161H185L187 158H185L184 156H187V155H185L184 153H180V152H162L163 151V148H171V146L170 145H172V141H171V138H168V139H166L164 136H162V138H161V136H160V140H159V138H157V136H155V138L157 139H154V140H156L157 142L158 141H160V143H162L160 146H162L163 144V146H162V148L159 146V145H157V144H155L158 148H156V147H154V149H152L150 146L152 145H148V144H150V143H148L147 145H148V148L146 149V148H144V146L143 145H145V143H141V145L143 146L142 148H144V149H140L141 150V152H139L138 150V146H139V148L141 147L139 144H138V142L136 143V142H132V145H133V143H134V145H137V148H136V146H135V148L137 149H135L134 147V149L133 150H135V151H138V152H134L133 150V152H128L127 151V149H129V148H132L131 146L129 147V145H131L130 144V142H128V140H127V138H125L126 140V142H128L129 143V145L127 144L126 146H128V148L126 149V148H124V150H126L127 152H73V150H74V148L76 147V146H78V144L79 145H85L86 146V149L88 150V147H89V149H91L92 150V148H97V149H107L108 147H110L109 146V143H111V141H109V139L110 140H117V141H119L120 140V142H123L124 141V139L123 138H121V139H123V141L121 140V139H117V138H119L118 136H116V135H118V133L120 132V127H117V129L115 128L113 131H115V130H117V131H115V132H113L112 133V131L110 132V130H108L109 129V127L111 126H113V125H111L112 123L114 124V123H116V122H114V120H113V122H112V120H110V119H112V117L110 118V117H108V114L106 115V116H104L102 113H103V111H102V113H101V115H102V121H101V115L98 113V111L96 112V115L97 114H99L100 115V117L98 116V119L100 120L99 122H98V120L96 119L97 118V116L95 115V109H92L93 111L91 112L90 111V109H91V106H89V104L88 103H86L85 105L87 106V109H84V110H82V113H81V110H80V116H83V117H85V115H87V117H90L92 120H93V122L91 123V120H90V118H89V120L86 118V120H85V122L86 121H90L89 122V124H88V122L86 123V126H84V123H82V122H80V124L82 125V128L80 127L81 125L79 124V122H75V121H73V122H71L72 120H73V118H72V120L70 121L71 122V124H70V127L72 126V125H76L75 126V128H73L74 130L73 131H78V135L76 134V132H75V134L72 132V129H70V127L68 128V137H65V138H58V137H60L61 135H60V133H61V131H60V129H59V131H60V133H58V129L57 128H59L61 125H60V123L62 124L63 123V120L64 121H67L68 120V116H67V120H65L66 119V116H65V113H67L68 112V109L66 110L67 112H64V113H62V111H61V113L60 112H58V111H60L59 109H61V107H56V108H58V110H56V108L54 107V106H52V105H50L49 106V111H52V112H49L50 114L48 115V118L50 117V119H51V121H50V119H49V121H47L50 125H48L47 123V129H51L50 131H47V130H45V131H47V133H45V131L43 132V133H40V135L38 136V134L39 133H37V131H36V133H37V135H36V137H32L33 138V143L35 144V143H37V144H40V143H42V140L44 141V144L42 143V147L44 148V146L43 145H45V147H47L46 149V151L47 152H45V154L46 155H48L47 157H44V156H46L45 154H44V152H39V154H38V152H37V155H38V158H37V162L38 163H36V160H35V157H34V155L35 156H37L36 155V152L33 154L32 153V156L34 157V160H33V157H32V159L30 160V158L27 160H25L24 159V157L27 155V154H29V155H31V152H24L25 154H22L23 152H18L19 150H18V144H17V138H15L16 137V135H19V134H22L23 132H24V130L26 129V127L27 126H25V124H24V112L22 111L23 109H22V107H23V105L25 106V104H23L24 103V101H25V99L24 98H22L21 96H23V97H25V94L24 93H26V91L25 90H22L23 88H25L26 89V87L28 86L27 84H26V82H27V79H28V81L30 80V78H29V75H28V73H29V71H31L32 69H31V67H32V63H33V65H35V56L37 55V53L38 52H40L41 53V51H43L44 50V47H45V49H46V45L43 43L45 40H44V35L42 34L43 33V31H44V27H46L47 26V28H50L51 26H52V29H53V27H56V29H57V26H55V25H51V23L52 24H56L57 22H56V19L53 17V16H51V14L48 12V11H46V9H45V7L44 6H42V3H40V1H34V0H29L30 1V6L31 7H33V11H32V14H30L31 13V11L30 10H28L27 9V6L25 5V1L26 0H18V2L20 3H18L16 0H13V1H16L15 2V6L14 5H12L13 4V1H11L12 3H9L8 1H5V0H2ZM10 1V0H9ZM126 1V0H125ZM128 1V0H127ZM1 2V1H0ZM2 2V3H3ZM39 2V3H38ZM16 3H17V5H16ZM35 3H36V6H35ZM74 3V2H73ZM1 4V3H0ZM9 4H11V5H9ZM38 4V5H37ZM75 4V3H74ZM73 4V5H74ZM40 5V6H39ZM12 7V8H11ZM16 7V8H15ZM36 7V8H35ZM256 7V5L255 6H252L251 7V9L253 8H255ZM10 8H11V10H10ZM18 8V9H17ZM10 10V11H8L9 12V17L7 16V10ZM14 9H16V10H14ZM34 9H35V11L36 12H34ZM36 9H38V10H36ZM18 10V11H17ZM32 10V9H31ZM11 12V13H10ZM28 12H30L29 14H28ZM33 13H37V15L35 14V17L33 16L34 14ZM50 15H49V14ZM40 14V15H39ZM48 15V16H47ZM12 16V17H11ZM16 18H15V17ZM20 18H18V17ZM37 16V17H36ZM99 16V17H98ZM98 16H96L97 18H99L100 20H102L103 22H105L106 21V23H108L109 21H111V22H116L117 21V18L114 16H110L109 14H107V13H103V14H101V15H98ZM41 17V18H40ZM46 17H47V19H46ZM22 18H23V20H22ZM33 20H32V19ZM35 18V19H34ZM97 18H95V21L97 20ZM9 19V20H8ZM11 19H12V21H11ZM97 20V21H100V20ZM43 20V21H42ZM52 20V21H51ZM37 21V22H36ZM41 21H42V23H41ZM47 21H51V23H50V25H49V23L46 22ZM96 21V23L98 24V22ZM11 22V23H10ZM48 24V25H46L45 26V24ZM54 22H56V23H54ZM37 23H38V25H37ZM102 23V22H101ZM105 23V24H106ZM42 24V25H41ZM44 24V25H43ZM58 25H59V22L57 23ZM100 24V23H99ZM104 24V23H103ZM4 25V26H3ZM41 27H43V28H41ZM59 26H61V25H59ZM6 29H5V28ZM13 27V28H12ZM8 28V29H7ZM47 28H45L46 30H48ZM43 29V30H42ZM56 29L55 30H53L54 32H52V30H50L49 29V32L52 34V33H56ZM58 29H59V27H58ZM45 30V31H46ZM12 31H14V32H12ZM36 32H38L37 34H36ZM59 31L57 30V34L58 35H54V36H52V37H55L56 36V38H57V40H55V42L57 41V43H55V45H54V43H52L53 44V46H52V49L53 50H51V51H54V52H56V56H59L60 58H64V59H62V60H64V62L62 61H60V63L59 62H57L56 60H54L51 56H53L55 53L54 52H50V53H53V54H51V55H49V60H50V62H47V65L48 66H50V68L52 69V70H54L55 71V73H56V70H58L60 67V69H61V73H62V71L64 72L63 73V76L65 77V79H66V77H68L69 78V75H71L70 76V78H69V80H71V78H72V80L74 81V82H78L81 78L83 79V81H85L88 77V75H93V76H91V77H93V78H91V79H94V75L96 76V78H97V76L98 77H100V76H103L102 75V72H103V70H104V68H106L105 66H107V63H108V66H110V60L112 59L113 60V58H111L110 59V57L112 56V52H111V50H110V48H107L108 47V45L107 44H105V42H99V41H97L96 39H93V40H95L96 41V43L98 42L99 44H100V47L102 46L103 47V45H101V44H103L104 43V46L107 48V50L105 51V52H107L108 53V51H110L109 52V54L110 55H108L107 56V58L109 59V61H104V56H103V54H100L99 53V50L102 48H100L99 47V44L97 43H93V42H91L92 40H87V37L86 38H84V36H83V33H81L82 34V38H80V41H82V39H83V41L84 42H87V43H84V47H83V41H82V47L79 45L80 44V41L79 40H76L78 37H80L81 35H80V33L79 34H77V36L75 35V37L76 38H72L73 40L75 39L76 41H79V44H77L78 42H76L75 40L73 41V40H70V36L69 35H71L70 33H64V34H61V33H58ZM4 33H6V34H4ZM45 33V32H44ZM8 34V35H7ZM41 34L43 35V37L41 36ZM61 34V35H60ZM13 35H15V37L13 36ZM53 35V34H52ZM80 35V36H79ZM65 36V37H64ZM9 37H11V39L9 38ZM61 37V38H60ZM15 39V40H14ZM64 40L63 42H62V40ZM79 39V38H78ZM84 39H86V41L84 40ZM4 40V39H3ZM26 40V41H25ZM44 40V41H43ZM42 41V42H41ZM72 41V42H71ZM5 42H4V44H5ZM46 42V41H45ZM75 42V43H74ZM91 42V44L89 45V46H87L89 43ZM24 43V44H23ZM47 43V42H46ZM0 44H1V42H0ZM3 44V45H4ZM51 44V45H52ZM73 44V45H72ZM76 44V45H75ZM2 45V44H1ZM3 45L2 46H0V48L2 47L3 48ZM36 45H38V46H36ZM77 45H79V47H77ZM95 45H96V47L98 48V49H96V47H95ZM212 44H210V47H215V44H213V46H211ZM7 46V45H6ZM6 46H4V50L6 49ZM7 46V47H8ZM48 46H49V44H48ZM47 46V47H48ZM55 46V47H54ZM59 46V47H58ZM72 46H76L75 48L74 47H72ZM92 46H94L95 48H93ZM24 47H25V49H24ZM60 47H61V49H60ZM92 47V49L90 50V48ZM208 47V46H207ZM56 48V49H55ZM105 48V49H106ZM36 49V50H35ZM40 49V50H39ZM64 49V50H63ZM75 49V50H74ZM94 49H95V51H94ZM104 49V50H105ZM205 49H207V48H205ZM2 50V52H3V49H1ZM7 50H11L10 48H8ZM28 50V51H27ZM102 51H103V49H101ZM204 50V49H203ZM207 50H210L211 51V49H207ZM12 51V50H11ZM34 51V52H33ZM37 51V52H36ZM93 51L94 52H96V53H93ZM102 51H100L101 53H102ZM210 51H206V52H209V53H207V54H209L210 55ZM1 51H0V56H1V53H2ZM9 52V51H8ZM7 52V53H8ZM14 52V51H13ZM26 52V53H25ZM57 52H59V53H57ZM90 52H92V53H90ZM36 53V54H35ZM64 55H63V54ZM88 53H90L91 55H90V57H89V54ZM99 53V54H98ZM106 53V54H107ZM233 53V54H232ZM23 54H24V56H23ZM70 54V56H68ZM85 54H87L86 55V57L84 56ZM16 55H17V53H16ZM26 55V56H25ZM93 55V56H92ZM97 55V56H96ZM101 55V56H100ZM231 55H237L236 57H234L233 56V58L235 59V60H237L238 62H236V64L237 65H239V68H238V66H237V72H235V78H234V84H235V86H236V83L235 82H238V80H241V78L240 79H238L239 77H241V72L244 70V65H246V69L245 70H249L250 71V69L249 68H252V64L250 63V62H248V61H246L245 60V58L243 57V56H240L237 52H231V54H230V57H231ZM11 58H10V57ZM19 56H21V58L19 57ZM96 56V57H95ZM31 57H32V59H31ZM51 57V58H50ZM54 57V56H53ZM65 57H67V60L65 59ZM84 57L87 59V60H85L84 59ZM97 57H100L99 58V60H102L103 59V62L100 64L99 62V64L98 65H96L97 64V60L98 59H96ZM102 57V58H101ZM104 57V58H103ZM19 58L22 60L21 62L22 63H19L20 61H19ZM91 58V59H90ZM93 58V59H92ZM232 58V57H231ZM32 60V61H29V60ZM34 59V60H33ZM96 61H95V60ZM24 60V61H23ZM87 61V62H85V61ZM89 60H91V61H89ZM94 60V61H93ZM111 60V61H112ZM12 61V62H11ZM18 61V62H17ZM46 61H48V59L46 60ZM45 61V62H46ZM114 61V60H113ZM113 61L111 62V63H113ZM94 62H96V64H94ZM104 62H105V64H104ZM107 62V63H106ZM0 63V64H1ZM18 63H19V65H21V66H19L18 65ZM29 63H31V64H29ZM49 63H50V65H49ZM55 63V64H54ZM65 63V64H64ZM116 64H117V61L115 62ZM250 63V64H249ZM1 64V65H2ZM25 64V65H24ZM87 64L88 65H90V64H92L91 66H87ZM105 66H104V65ZM115 64V65H116ZM7 65V66H6ZM24 65V66H23ZM30 66L29 67V69H27L28 68V66ZM52 65V66H51ZM54 65H57V66H54ZM99 65H100V67H99ZM243 66V69H241V66ZM248 65V66H247ZM249 65H251V67L249 66ZM23 66V67H22ZM25 66H26V68H25ZM54 66V67H53ZM68 66V67H67ZM94 66H95V68H97V69H95L94 68ZM102 66V67H101ZM107 66V68H109ZM112 67H110V68H113V66H114V64H112L111 65ZM117 66V65H116ZM115 66V67H116ZM8 67V68H7ZM20 67V68H19ZM34 67V66H33ZM56 67L58 68V69H56ZM82 67H84V68H82ZM99 67V68H98ZM247 67H249L248 69H247ZM56 70H55V69ZM141 68H146V67H141ZM4 69V70H3ZM23 71H22V70ZM95 69V70H94ZM103 69V70H102ZM253 69V68H252ZM251 69V70H252ZM10 70V71H9ZM34 70V69H33ZM52 70H48L49 72H51ZM92 70H94V71H96V73L95 72H93L92 73ZM238 70L240 71V72H238ZM242 70V71H241ZM5 71H7V73L5 72ZM8 71L10 72V73H8ZM12 71V72H11ZM59 71V70H58ZM68 71V72H67ZM90 71H91V73H90ZM33 72V71H32ZM53 72V71H52ZM81 72H85L84 73V76H83V73H81ZM21 73V74H20ZM58 73V72H57ZM60 73V72H59ZM74 75H73V74ZM81 73V74H80ZM7 74V75H6ZM12 74V78L10 77V75ZM28 76H27V75ZM30 74V77H32V74H31V72L29 73ZM87 74V75H86ZM15 77H14V76ZM9 76V77H8ZM62 76V77H63ZM83 76V77H82ZM7 79H9V81H8V79L6 80L5 78ZM74 77V78H73ZM76 77V78H75ZM85 77H87L86 79H85ZM15 78V79H14ZM24 78V79H23ZM26 78V79H25ZM80 78V79H79ZM90 78V77H89ZM243 78V77H242ZM1 79H4V80H1ZM14 79V80H13ZM18 81H17V80ZM11 80V81H10ZM72 81V82H73ZM82 81V80H81ZM115 81H118V82H116L115 83ZM252 80H247L246 81V79H245V82L244 83H247L248 85H249V83L251 82ZM6 82V83H5ZM12 82V83H11ZM19 82H21L20 84L17 83ZM14 83V84H13ZM254 82H252V84L250 83V85H257V83L255 84H253ZM8 86H7V85ZM10 84V85H9ZM59 84V85H58ZM55 83V87H52L51 88V91H50V93L52 94V95H54L55 94V92L56 91H58L57 89H59V87H60V83ZM109 84H119V85H121V86H125V85H127V81L126 80H120V79H111L110 80V78H109V80H107V82H106V85H109ZM14 85V86H13ZM22 85H23V87H22ZM246 85V84H245ZM3 87V90H2V87ZM18 86H20V88H21V90H22V92H24L23 94H22V92L20 91V92H18L17 91V88L18 89H20ZM25 86V87H24ZM235 86L233 87L232 86V89H234L235 88ZM258 86H259V83H258ZM258 86H257V88H258ZM5 88V89H4ZM16 88V89H15ZM35 88H36V91H35V96L36 97H34V101H35V107L40 111V114L42 113L41 112V110L43 109V108H41V107H43V105H44V99L42 100V101H40V103L39 102H37V98H38V96L37 95H39L40 96V100L42 99V98H44V97H42L41 98V94H42V92H40V89L38 88V87H36L35 86ZM37 88H38V93H37ZM11 89V90H10ZM29 89V86L27 87V93H29V91L30 90H28ZM54 89V90H53ZM9 90V91H8ZM15 90H16V92H15ZM235 90V89H234ZM233 90V91H234ZM243 90V89H242ZM241 90V91H242ZM3 92V93H2ZM41 94H40V93ZM53 92V93H52ZM67 92V91H66ZM262 92V91H261ZM20 95H19V94ZM27 93H26V95H27ZM241 93H243V92H241ZM5 94V95H4ZM22 94V95H21ZM51 94H50V96H51ZM67 93H65L64 92V94L63 95H66ZM263 94V93H262ZM44 95V94H43ZM222 95H224V94H222ZM221 95V99H220V101L218 102V105H217V109H219L218 111H217V109L215 110V112L217 113V112H219L218 114H216L215 112V116L217 115V118L216 119H218V116H219V119H221L222 120V122H224L225 124H222L221 123V120L218 122V125H223V126H220V128H216L217 129V132H216V134L218 135V136H220V134H222L224 131V134L226 133V137L228 138V136L227 135H229L230 134V137H229V139L230 138H233V139H235L236 137H238L239 139H238V142H237V139H235L236 140V142H235V144L234 145H232L231 146V144H226L224 141V143L221 141V144H225L224 146L226 147L223 151L224 152H221L222 154L223 153H225V151H226V149L227 148H229V146H231L230 148L231 149H228V151H226V154H228V155H231L229 158H222V157H228V156H226V154L223 156V155H221L222 157V159L220 160V162H219V166L220 167H222V169L220 168L219 170H223L224 168H223V166L224 165H222L221 166V164H223V162H225L226 163V160H233V161H236V162H238V160L240 161V162H238L237 163V165L240 163H242V164H245L246 162L245 161H248V158H246L247 156H248V153L247 154H244L243 152H244V150H242V148L240 147L239 148V140L241 141L243 138H241L240 136H242V135H245V137H247L246 138V140H247V142L249 143V140L251 139V140H253V138H255L254 137V135L256 134V133H258L257 131L255 132V134H254V129H251L252 128V119L254 118L253 116V118H251V117H249L250 119H248V116H246L245 115V117H244V115H241V116H243V117H238V119H240L238 122H240L239 124H237L236 122H237V119H236V117L234 118V115L236 114V111L238 110V100H236L235 101V99L233 100L232 99V97L230 96V99H229V96L227 95H225V96H222ZM244 95V94H243ZM7 96V98H5ZM16 96H17V98H16ZM111 96H113V95H111ZM110 96V97H111ZM4 97V98H3ZM52 97V96H51ZM225 99H224V98ZM9 98V99H8ZM112 98V97H111ZM115 98V96L113 97V99ZM222 98H223V100H222ZM13 99V100H12ZM22 99H24V101L22 100ZM39 99V98H38ZM59 99H61V98H57V100L60 102L61 100H59ZM106 99H108V97L106 98ZM112 99V100H113ZM5 100V101H4ZM226 100H228V101H226ZM232 100V101H231ZM9 101V102H8ZM14 101H16V102H14ZM121 101V102H120ZM224 101V102H223ZM226 101V102H225ZM236 103H234V102ZM11 102V103H10ZM23 102V103H22ZM43 102V104H42V106H40V104ZM119 102V104H121V105H117L118 106V108L119 109H121V108H124L125 107V105H124V103H123V101L122 100H119L118 101ZM22 103V104H21ZM25 103H26V101H25ZM54 104V103H53ZM235 104V105H234ZM37 105H38V107H37ZM54 105H56V103L54 104ZM85 105H81V106H78L77 108L79 109L80 107H83L84 108V106ZM123 105V106H122ZM14 106V107H13ZM40 106V107H39ZM85 106V107H86ZM227 106V107H226ZM3 107H5L6 108V110H5V108L3 109ZM10 107V108H9ZM51 107H53V108H51ZM121 107V108H120ZM236 107H237V109H236ZM19 108V109H18ZM24 108V107H23ZM41 108V109H40ZM221 108V109H220ZM222 108H223V110H222ZM227 108V109H226ZM36 109V110H37ZM63 109V108H62ZM77 109V110H78ZM82 109V108H81ZM89 109V110H88ZM229 110V111H226V110ZM234 109H235V112H234ZM54 110V111H53ZM56 110V111H55ZM222 110V111H221ZM1 111H3L2 112V115H1ZM8 111V112H7ZM10 111H12V112H10ZM39 111H38V114H39ZM84 111V112H83ZM88 111V112H87ZM232 111H233V113H232ZM21 112H23V113H21ZM55 112V113H54ZM56 112H57V114H56ZM75 112H79V111H76L75 110ZM86 112H87V114H86ZM225 112H226V114L228 115H225ZM231 112V113H230ZM83 113H85V114H83ZM88 113H89V115H88ZM23 114V115H22ZM54 114H55V116H54ZM59 114V115H58ZM60 114H61V116H63L64 118L62 119V118H60V120L62 121H60L59 120V117H61L60 116ZM79 114V113H78ZM83 114V115H82ZM21 115H22V117H21ZM57 115V116H56ZM92 115V116H91ZM95 117H94V116ZM8 116H10V117H8ZM42 115H39V118L41 117ZM52 116H53V119H52ZM109 116H111L110 114H109ZM233 116V117H232ZM251 116V115H250ZM4 117H6V118H4ZM58 117V118H57ZM83 117H82V119H83ZM95 119V121H94V119ZM220 117H222V118H220ZM226 117H228V118H226ZM2 118H4V119H2ZM8 118H10V120L12 121H10ZM18 118V119H17ZM23 118V119H22ZM37 118H38V116H37ZM54 118H57V119H54ZM225 118L226 119H228V120H226V122H225ZM234 120H233V119ZM241 118H246V119H244V120H242L241 121ZM42 119V118H41ZM105 121H104V120ZM115 119V118H114ZM229 119H230V121H229ZM6 120V121H5ZM48 120V119H47ZM59 122H58V121ZM232 120V121H231ZM247 120H248V123H247ZM251 122H250V121ZM14 121V122H13ZM55 121V123H56V121L58 122V124H57V126L56 125H54L55 126V130H54V126H52L51 125V123H53V122ZM78 121V120H77ZM82 121V120H81ZM108 123H107V122ZM116 121H118L117 119H116ZM218 121V120H217ZM229 121V123H227ZM234 121V122H233ZM236 121V122H235ZM244 121H246L245 123H244ZM37 122V121H36ZM69 122V123H70ZM102 122H104V123H102ZM119 122V121H118ZM243 122V124L241 125V123ZM13 124V126H12V124ZM65 123V122H64ZM111 123V124H110ZM217 123V122H216ZM233 123V124H232ZM236 123V124H235ZM250 123V124H249ZM11 124V125H10ZM93 124V125H92ZM110 124V125H109ZM121 124V123H120ZM141 124H143V123H141ZM247 124H249V125H247ZM59 125V126H58ZM78 125V126H77ZM90 125V126H89ZM114 125H116L117 126V123L116 124H114ZM119 125V124H118ZM216 125V124H215ZM218 125H216L215 127H218ZM232 125H234V126H232ZM244 125V126H243ZM263 125H264V123H263ZM15 126V127H14ZM88 126V127H87ZM116 126H114V127H116ZM127 126V125H126ZM130 126V125H129ZM128 126V128L127 127H125V128H127V129H125V130H127V131H131L133 128L130 126L129 127ZM136 126V125H135ZM139 126V125H138ZM138 126L136 127V128H138ZM229 126H232V127H229ZM242 128H241V127ZM50 127V128H49ZM77 127H78V129H77ZM86 129V127L89 129L87 132H83V130H84V128ZM98 127V128H97ZM99 127H100V129H102V130H100L99 129ZM142 127H144V126H142ZM225 129H224V128ZM229 127V128H228ZM244 127H246V130H243L244 129ZM251 127V128H250ZM123 128V127H122ZM131 130H130V129ZM222 128V129H221ZM232 128V129H231ZM239 128V129H238ZM80 129V130H79ZM99 129V130H98ZM207 129V128H206ZM209 129V128H208ZM7 130H9L8 132H7ZM53 130V131H52ZM71 130V132H69ZM98 130V131H97ZM124 130V129H123ZM123 130H122V132H123ZM134 130V129H133ZM241 130V131H240ZM248 130V131H247ZM10 131H11V133H10ZM18 133H17V132ZM23 131V132H22ZM56 131H57V133H56ZM84 131H86V130H84ZM137 131V130H136ZM208 130H206V132H207ZM221 131V133L219 134V132ZM243 131V132H242ZM251 131V132H250ZM22 132V133H21ZM52 132H54V136H51L52 134ZM110 132V133H109ZM121 132V133H122ZM139 132V131H138ZM147 132V131H146ZM146 132H144L145 133V136H148L147 134L148 133H150L151 134V132H148V133H146ZM160 132V131H159ZM230 132H232V133H230ZM10 133V134H9ZM15 133H17L16 135H15ZM44 133L45 134H47V135H44ZM48 133H50V135L48 134ZM55 133L57 134V135H55ZM70 133V134H69ZM71 133H73V136H72V138H71ZM85 133H87V134H85ZM104 133V134H103ZM115 133V134H114ZM129 133V132H128ZM134 133L136 134V132H133V134H132V132H131V136H134ZM261 134H260V136H262V135H264V131H262V132H260ZM44 135V136H50L48 139L50 140L49 142H48V139L46 138V137H44L43 139H41L40 137H43V136H41V135ZM124 134H126V131H124ZM137 134H139V133H137ZM136 134V135H137ZM143 134V133H142ZM232 134V135H231ZM9 135V136H8ZM15 135V136H14ZM69 135H70V137H69ZM126 135H129V134H126ZM129 135V136H130ZM151 135H153V134H151ZM150 135V136H151ZM217 135H215V137H218ZM238 135H240V136H238ZM248 135V136H247ZM12 136H13V138H12ZM31 136H32V134H31ZM56 136V137H55ZM58 136V137H57ZM65 136V135H64ZM82 137V138H79V137ZM105 136H107V137H105ZM114 136H115V138H114ZM122 136H123V134H122ZM140 136V135H139ZM139 136H138V138H139ZM224 138H226L224 135H222ZM18 137V136H17ZM54 137V138H53ZM62 137H63V135H62ZM76 137V138H75ZM149 137V136H148ZM152 137V136H151ZM159 137V136H158ZM209 137V136H208ZM221 137V136H220ZM218 137V139H224L223 137ZM235 137V138H234ZM32 138L31 137H29V141L31 142V140H32ZM41 139V140H39V139ZM68 138H69V140H68ZM77 138H79L81 141H79V140H77ZM129 138V137H128ZM144 136H143V140H144ZM166 139V140H164V139ZM241 138V139H240ZM54 139H56V140H54ZM58 139V140H57ZM69 141H67V140ZM148 139H150V137L148 138ZM163 139V140H162ZM217 139V140H218ZM221 139V140H222ZM37 140V141H36ZM45 140H47L46 142H45ZM64 140H66V141H64ZM72 140V141H71ZM75 140V141H74ZM137 141H139L138 139H136ZM135 140V141H136ZM142 140V141H143ZM168 140V144H167V141ZM231 140V139H230ZM234 140V141H235ZM16 141V142H15ZM41 141V142H40ZM52 141V142H51ZM55 141H57L56 143H55ZM59 141H61V142H59ZM116 141V143H118V144H121L120 142H117ZM145 141V140H144ZM161 141H163V142H161ZM165 141V142H164ZM226 141H227V139H226ZM233 141V140H232ZM58 142H59V144H58ZM65 142V143H64ZM78 142V143H77ZM81 144H80V143ZM211 142H212V140H210V144H211ZM227 142H229V141H227ZM50 143V144H49ZM52 143V144H51ZM69 143H71V144H69ZM74 143V144H73ZM105 143V144H104ZM115 143V144H116ZM154 143V142H153ZM156 143V142H155ZM231 143V142H230ZM234 142H232V144H233ZM54 144V145H53ZM117 144V145H118ZM55 146V145H57V147H50L49 148V146ZM62 145V146H61ZM73 145H75V147L74 148H72L73 147ZM107 145V146H106ZM121 145H123V144H121ZM133 145V146H134ZM147 145L145 146V147H147ZM166 145V146H165ZM223 145H221L222 146V149L224 148V146ZM228 145V146H227ZM58 146L59 147H61V148H58ZM64 146V147H63ZM120 146V145H119ZM124 146V145H123ZM125 146V147H126ZM168 146V147H167ZM173 146V145H172ZM236 146V147H235ZM79 147V146H78ZM159 148H161L162 149V151H161V149H159ZM233 148L235 149L234 151H232L233 150ZM240 149V150H242L243 152L241 153V154H243L244 156H242V155H240V150H238V149ZM53 149H54V151H55V153L53 152ZM60 149H62L61 151H58V150H60ZM69 149H70V151L71 152H69ZM76 149V148H75ZM153 151H152V150ZM203 150V148L201 147L200 148V150ZM64 150V151H63ZM65 150H67V151H65ZM147 150H148V152H147ZM159 150V151H158ZM165 150V149H164ZM199 150V151H200ZM42 151V150H41ZM100 151V150H99ZM129 151H131V150H129ZM143 151V152H142ZM50 152V153H49ZM20 153V154H19ZM42 153L44 154V156L42 155ZM110 153V154H109ZM111 153L113 154V155H111ZM115 153H116V155H115ZM186 153V152H185ZM193 153V154H192ZM205 153H207V152H205ZM205 153H201V152H190V154L193 156V157H196V156H198V157H200V156H202V154H204L205 155ZM232 153V154H231ZM53 154V155H52ZM168 154L170 155V156H168ZM187 154H189V152H187ZM201 154V155H200ZM217 154H219V152L217 153ZM237 156H236V155ZM22 155H24L23 157H22ZM55 155V156H54ZM124 155V156H123ZM149 155V156H148ZM172 155V156H171ZM190 155V156H191ZM194 155H196V156H194ZM203 155V156H204ZM234 157H233V156ZM240 155V158H238V156ZM41 156V157H40ZM106 156V157H105ZM111 156V157H110ZM120 156H122V157H120ZM129 156H130V158H129ZM165 156H167V157H165ZM179 156V157H178ZM246 156V157H245ZM27 157V156H26ZM49 157H51V158H49ZM119 157H120V159H119ZM124 157V158H123ZM171 157V158H170ZM237 157V158H236ZM3 158V159H2ZM8 158V159H7ZM57 158V159H56ZM170 158V159H169ZM183 158H185V160H183ZM191 158V157H190ZM206 158V157H205ZM209 158H210V156H209ZM245 160H244V159ZM56 159V160H55ZM69 159V160H68ZM72 159V160H71ZM122 159H124V160H122ZM174 159H176V160H174ZM247 159V160H246ZM71 160V161H70ZM122 161L120 164H119V162L120 161ZM180 160V161H179ZM187 160H190L189 158L187 159ZM12 161V162H11ZM165 161H166V163H165ZM172 161V162H171ZM217 161V160H216ZM215 161V162H216ZM223 161V162H222ZM25 162V163H24ZM26 162H28V163H26ZM41 162V163H40ZM48 162V163H47ZM50 162V163H49ZM65 162V163H64ZM71 162V163H70ZM117 162V163H116ZM177 162V163H176ZM187 162V163H186ZM236 162H233L232 164H233V166L231 165V161H228L227 162V164L228 163H230V164H228L227 166L228 167H230V171H228V169H227V173H225V171H224V173L223 174H225V175H227V176H225L226 177V179H224V180H222L223 179V177H224V175H223V177H221V175H220V172H223V171H219L218 170V176H220L221 177V179H219L220 177H218V178H216V181H214V183L215 182H217V180H221L222 182H220V184H218V183H216V185L218 186H216L217 188H219V189H227L228 188V186H229V183L228 182H231L232 180H233V177H235L236 176V174L233 176L232 174H234V172H237L235 169V166H234V164L236 163ZM14 163V164H13ZM69 163V164H68ZM124 163H126V164H124ZM171 165V167H169V164ZM57 164H59V165H61V166H59V165H57ZM67 164V165H66ZM110 164V165H109ZM157 164V165H156ZM174 164H176V165H174ZM179 166H178V165ZM5 165H7L6 167H5ZM22 166L21 168H22V172H19V167H18V170L16 169V171H18L17 173H16V171H14V167L12 168L11 166ZM42 165V166H41ZM119 168V166H120V168H122V169H118L119 170V172L121 173H117V175H115L114 173H115V171H116V166ZM181 165V166H180ZM191 165H193V166H191ZM217 165V164H216ZM236 165V166H237ZM9 166V167H8ZM41 166V167H40ZM50 166H53V165H50ZM50 166L48 167V168H50ZM58 166V167H57ZM115 166V167H114ZM137 166H138V168H137ZM173 166V167H172ZM175 166V167H174ZM190 166V167H189ZM219 166H217L218 168H219ZM226 166V167H227ZM262 166V165H261ZM44 167V168H43ZM47 167H46V169H47ZM107 167V168H106ZM123 167H125L126 169H129V171H125L124 169H123ZM181 167V169H179V168ZM186 167H188V168H190L191 169V171H190V169H188V168H186ZM6 170H5V169ZM11 168L13 169L12 171H11ZM110 168V169H109ZM111 168H115L114 170H113V173H112V169ZM174 168V169H173ZM178 168V169H177ZM233 168V169H232ZM8 169H10V170H8ZM51 169V168H50ZM131 169V170H130ZM162 169V170H161ZM173 169V170H172ZM185 169L187 170V171H185ZM193 169V170H192ZM8 170V171H7ZM52 170V169H51ZM65 170V169H64ZM105 170H110V171H108V172H105ZM123 170V171H122ZM27 171V173L28 172H31V173H29L30 175L32 174L34 177L32 178V179H34V180H36L35 181V184H34V187H33V185H32V183H34V181L32 180V183H30L29 181H26L25 179L23 180V178H24V173ZM174 171H175V173H174ZM180 171H182V173L180 172ZM194 171V172H193ZM233 171V172H232ZM245 171V170H244ZM128 172H132V174H133V176H128L129 174H128ZM149 172V173H148ZM162 172V173H161ZM189 172V173H188ZM242 171H240V172H238V173H240V174H242L241 173ZM254 172V174H255V171H253ZM18 173H20V174H18ZM73 173V174H72ZM79 173V174H78ZM102 173H104L105 175H106V177H105V175L103 176L102 175ZM178 173H180V174H183V175H180V174H178ZM186 173H188L189 175H186ZM196 174V175H194V174ZM7 176H6V175ZM11 174V175H10ZM13 174V175H12ZM17 174H18V176H17ZM118 174H120L119 176H118ZM126 174H127V176H126ZM146 174H148V175H146ZM149 174H151V175H149ZM153 174H154V177H153ZM156 174V175H155ZM194 175V177H192V178H194V179H192L190 176L191 175ZM229 174V175H228ZM230 174H231V179L232 180H228V178H230ZM239 174V175H240ZM251 174V177H249V182L248 183H250V178H252L251 180H253V178L255 177V176H257V174H255L254 176H253V174H252V172L250 173ZM27 175V174H26ZM31 175V176H32ZM74 175H76V176H74ZM100 175H101V177H100ZM107 175H110V176H113V177H111V182L110 181H108V180H110L108 177H107ZM124 175H125V177H124ZM165 175V176H164ZM170 175V176H169ZM180 175V176H179ZM186 175V176H185ZM19 176H21V177H19ZM23 176V177H22ZM141 176V177H140ZM155 176H157V177H155ZM162 176H164V177H162ZM187 178H185V177ZM188 176V177H187ZM259 177H261V178H259L258 177V179H260L261 181H262V179L264 178V175L263 174H259L258 175ZM262 176H263V178H262ZM7 177V178H6ZM100 177V178H99ZM103 177H105L104 179H106V178H108V180H106V181H108V182H110L111 184L110 185H114L115 183V181H116V179L117 178H115V177H120V179H118L117 180V182H116V184L117 183H120L121 185H122V188H125L124 190L121 188V190L124 192L125 191V195H126V192H127V194L129 193V192H131V194H129V196L130 195H133V198L131 199V196H130V199L131 200H128L129 199V196L127 197L128 199H126L125 197L126 196H123V195H119L118 194V188L116 189V191L114 190L113 191V194H116L117 193V195L115 196V195H113V196H115V201H116V203L117 204H115L114 202H112V201H110V200H108V199H104V198H102V197H100V194H98V195H96L97 193H100V192H94V193H90V194H88L89 192V190H91L90 188L91 187H89V188H87V185H88V182L89 181H92L93 182V184H94V180H98L99 179V182H101L100 180H103V179H101V178H103ZM122 177H123V179H122ZM132 177V180L131 181H133V179L134 178H136L137 180V182H138V184L137 185H139V184H141L140 185V187L139 186H137V185H135V188H134V192H136V194L134 195V194H132L133 193V190L131 191V187H128V185L129 184H131L130 182V179H128V178H131ZM167 177H172L171 179L173 180H171L170 178H168L167 179ZM179 177H181L180 179H179ZM184 177V178H183ZM190 177V178H189ZM228 177V178H227ZM240 176H238L237 178H239ZM242 177V176H241ZM240 177V178H241ZM11 178V179H10ZM18 180H17V179ZM43 178H44V180H43ZM74 178H75V182H74ZM143 178V179H142ZM157 178V179H159L158 180V182L157 181H155V179ZM163 178V179H162ZM196 178V179H195ZM113 179H115V181L113 180ZM124 179H125V181H127V182H125L124 181ZM151 179H152V181H151ZM156 179V180H157ZM161 179V180H160ZM177 179H179V180H177ZM182 179V180H181ZM257 179V180H258ZM8 180V181H7ZM78 180V181H77ZM96 180V185H95V187L93 188V186H92V188H93V190H96V189H98V187H99V182ZM242 180V179H241ZM41 181H42V183H41ZM67 181V180H66ZM105 181V182H106ZM119 181V182H118ZM130 181V182H129ZM152 184V182H155V183H153V186L155 185V187H152L151 188V186L152 185H150V183ZM165 181V182H164ZM193 181L195 182V184L193 183ZM224 181H226V183H228L226 186L225 185H223V183H224ZM228 181V182H227ZM237 181H239V180H237ZM237 181H236V184H238V185H240L242 188H244L243 186H244V184H240V182H238L237 183ZM261 181H258L260 184L262 183V182H264V180L261 182ZM22 182V184H23V186H22V184H20ZM41 183V184H36V183ZM45 182V183H46ZM76 182H78V183H76ZM85 182V183H84ZM98 182V183H97ZM149 184L148 186L151 188H149L148 187V189H147V183ZM156 182L158 183V185L156 184ZM244 181H242V183H243ZM27 183H28V186H27ZM72 183V185H74ZM87 183V184H86ZM91 183V182H90ZM101 183H104V182H101ZM133 183V182H132ZM145 185L146 184V186H145V188H143L142 186H144L143 184ZM159 183H161V184H159ZM232 183V182H231ZM247 183V184H248ZM259 183H257L258 184V186L260 187H258V189H260V190H262V192H260L261 194L263 193V188H262V185H260ZM11 184V185H10ZM14 184V185H13ZM25 184H26V186H25ZM30 184H31V186L32 187H30ZM86 184V185H85ZM115 184V185H116ZM119 184V185H120ZM189 184H194L192 187H191V185H189ZM196 184H199L198 186H196ZM225 184V183H224ZM234 184H235V182H234ZM234 184H232V185H234ZM246 184V183H245ZM246 184V185H247ZM252 184H255V183H253V182H251V184H249V185H247V187H250L248 190H252L253 189V187H252ZM18 185V186H17ZM21 185V186H20ZM82 185H83V187H82ZM91 185V184H90ZM98 185V186H97ZM121 185H120V187H121ZM126 185H127V188H126ZM132 185H134V184H131V185H129V186H132ZM157 185V186H156ZM161 185V186H160ZM178 187H177V186ZM222 185L223 186H225V188H223L222 187ZM231 185V184H230ZM238 185H236L235 187L237 188V186ZM243 185V186H242ZM7 186V187H6ZM35 186H37V187H35ZM86 186V187H85ZM97 186V187H96ZM137 186V187H136ZM159 186V187H158ZM221 186V187H220ZM239 186V187H240ZM256 186V185H255ZM12 187H14L13 189H12ZM17 187V189H18V191L20 190L21 192H16V188ZM26 187V188H25ZM74 187V186H73ZM86 189H85V188ZM119 187V186H118ZM227 187V188H226ZM246 187V186H245ZM251 187H252V189H251ZM3 188H4V190H3ZM8 188V189H7ZM10 188V189H9ZM48 188V187H47ZM139 188H141L142 190H139ZM156 188V189H155ZM159 188H161V190L159 189ZM202 188V189H201ZM230 191H231V193L234 191V193L232 194V197H233V195H234V197L232 198L231 196V198L230 199H233L232 201L228 198L229 197V195L227 194V196L225 195L226 193H224V195H225V197L227 198V199H225V200H227L228 202L229 201H231V203H232V206H231V208L230 209H232L231 211H233L232 212V215H234L235 213L238 215V213H240V212H242V205H244V201H239V199H237V197L235 196V195H237V194H239V193H237V194H235L236 193V191H238L239 189L237 188V189H235L233 186L231 187L230 186ZM233 188V189H232ZM7 189V190H6ZM12 189V190H11ZM26 189V190H25ZM80 189V188H79ZM129 189H130V191H129ZM135 189L137 190V191H135ZM145 189H147L146 191H145ZM159 189V190H158ZM195 189V190H194ZM254 189H255V191L253 190V192L250 194L249 192H247L248 193V195H247V193H244V195L246 194L249 198L251 197V195H252V199H255V198H253L254 197V193H259L257 190L258 189H256V187H254ZM15 190V191H14ZM41 190V189H40ZM127 190V191H126ZM151 190V191H150ZM155 190V191H154ZM181 190V189H180ZM179 190V191H180ZM202 190V192H200ZM259 190V191H260ZM12 191H14V192H12ZM34 192L36 191V192H38L37 193V195L38 194H40V191H38L37 189L36 190H33ZM33 191H31V193L32 194H35ZM49 191V190H48ZM87 191V192H86ZM145 191V192H144ZM197 191V192H196ZM5 192V193H4ZM8 194H7V193ZM24 192V193H25ZM81 192V191H80ZM122 192V193H123ZM151 192V194H149ZM152 192H155V193H152ZM17 193V195H15ZM26 193H28V192H26ZM31 193H28V197H30V199L31 200H33V198L35 197L34 195H32L33 197L31 198ZM96 193V194H95ZM145 193V194H144ZM157 193H159V194H157ZM193 193H194V195H193ZM195 193H199L200 195H197V194H195ZM229 193V192H228ZM231 193H230V195H231ZM260 193H259V196H260ZM5 196H4V195ZM84 194V195H83ZM95 194V195H94ZM137 194H139V195H141V196H139V195H137ZM149 194V195H148ZM156 194L157 195H159L158 197L156 196ZM179 194H181L180 196H183L184 194H185V192H184V190L183 191H181V193H179ZM257 194H255L256 196H257ZM27 196V194H22V198H24L23 200L21 199L20 201L21 202H17L18 203V205H15L16 204V202H15V207L14 208H17L18 207V209L17 210H19V208L21 209L20 211V213H23V214H25V215H27V216H30L31 217V219H32V217L34 216L35 217V215H33V213L31 212V211H29V209H26V208H28V201H31V200H29L28 199V197H25V196ZM36 195V194H35ZM145 195H147V196H145ZM151 195V198L152 197H154L153 199L154 200H158V198L160 197L161 199L160 200H158V201H161L160 202V204H161V211L159 210L160 208H158V209H156V208H153V207H150V205L151 206H156L155 205V203L154 202H158V201H153V199H151L149 196ZM187 195V197H188V193L186 194ZM245 195V196H246ZM264 195V194H263ZM95 196V197H94ZM97 196V197H96ZM119 197L120 196V198L122 199V198H125V199H123L125 202L128 200V202L130 203H133V204H136V205H140V207H141V205H143V204H145V205H147V207H149V208H147L148 209V211L149 210H151V208L153 209L152 211H154V212H156L157 213V215L160 217V218H158V216L157 217H154L153 215H155V214H152V212H151V217H149V214L147 213V215H145L146 214V212H144V210H146V206L144 207V210H142V212L139 210V212H140V214H141V216H135V213H133L134 211L132 210V212L130 211L131 210V208H126L127 206L129 207V205L128 204H126V203H124V204H122V202H123V200H119V198H116V197ZM185 196V195H184ZM194 196V197H193ZM237 196H239V195H237ZM242 196H243V194H242ZM255 196V197H256ZM14 197V198H13ZM143 197H145V198H143ZM201 197H203V199L201 198ZM241 197V195L238 197V198H240ZM247 197V198H248ZM8 198L6 199V202L7 201H9L10 202V204L12 203L11 201H13L11 198L8 200ZM27 198V199H26ZM140 198H142L141 199V202H140ZM149 198V199H148ZM155 198H157V199H155ZM186 198V197H185ZM207 198V199H206ZM243 199H245L244 198V196L242 197ZM249 198H248V201L247 200H245V201H247V202H249L251 205L253 204V202L251 201V200H249ZM259 198V197H258ZM257 197H256V199H258ZM80 199V200H79ZM137 199V200H136ZM148 201H147V200ZM205 199V200H204ZM229 199V200H228ZM0 200V204H3L2 205V207L5 209H7L8 208V206L7 207H5L4 206V203L2 202ZM28 200V201H27ZM134 200V201H133ZM143 200V201H142ZM208 200V201H207ZM242 200V199H241ZM4 201V200H3ZM17 201V200H16ZM137 201V202H136ZM146 201V202H145ZM205 201V202H204ZM256 201V200H255ZM13 202V203H14ZM26 202V205L27 206H23L24 205V203ZM136 202V203H135ZM138 202H140V203H138ZM208 202V203H207ZM243 202V203H242ZM91 203H104V204H108V205H111V206H113V207H115L120 213H121V215H122V217H123V219H124V221H125V225H126V233H125V238H124V241H123V243L121 244V246H120V248L112 255V256H109V257H107V258H102V259H91V258H86V257H84V256H82V255H79V254H77V252L75 251V249L73 248V246H72V244H71V242H70V239H69V235H68V229H69V225H70V221H71V218H72V216H73V214L78 210V208H80L81 206H84V205H86V204H91ZM138 203V204H137ZM147 203V204H146ZM154 203V204H153ZM192 203V202H191ZM205 203H207V204H205ZM231 203H229V204H231ZM234 203V204H233ZM249 203L247 204V205H245V209L247 208V206H249ZM150 204V205H149ZM193 204V203H192ZM200 203H199V205H201ZM245 204H246V202H245ZM256 204V203H255ZM13 205V206H14ZM21 205L23 206L22 208H21ZM149 205V206H148ZM254 205V204H253ZM252 205V206H253ZM125 206V207H124ZM201 206V207H202ZM210 206V205H209ZM209 206H207L206 208L208 209V207ZM1 207V205H0V208H2ZM163 207H164V211H162L163 210ZM200 207V208H201ZM205 207H202V208H205ZM23 208H24V210H23ZM125 208V209H124ZM211 208V207H210ZM241 210H240V209ZM6 209H5V211H6ZM124 209V210H123ZM205 209L206 211H210L211 209ZM239 209V210H238ZM17 210H13L12 211V213L7 209V211H9V213H11L12 214V217H14L13 215V212L15 213ZM159 210V211H158ZM180 210H181V208H180ZM179 210V211H180ZM183 210V209H182ZM238 210V211H237ZM243 210H244V208H243ZM23 211V212H22ZM166 211V212H165ZM178 211V212H179ZM2 212V210L0 209V215L3 213H1ZM18 213H19V211H17ZM16 212V213H17ZM29 212H31V213H29ZM64 212H66L65 210H64ZM128 212V213H127ZM16 213H15V217L16 216H18V217H20V214H18V215H16ZM150 213V212H149ZM10 214V215H11ZM30 214V215H29ZM161 214V215H160ZM179 215V219L180 218H183V216L184 215H182V212L180 213H178ZM210 214V213H209ZM209 214H207L208 216H209ZM33 215V216H32ZM139 215V214H138ZM236 215V216H237ZM240 215V214H239ZM134 218V219H136L135 220V222L133 221V219H131L132 217ZM156 216V215H155ZM182 216V217H181ZM235 216V217H236ZM18 217H16V218H18ZM33 217V218H34ZM140 217V218H139ZM210 217H211V215H210ZM238 217V216H237ZM168 218H170V219H167ZM139 219H141L140 221H139ZM137 220L139 221V222H137ZM150 223H151V225H154V226H152L151 227V225H150ZM140 225V226H139ZM155 225H156V227H163L162 229V231H160L161 230V228L160 229H156V227H155ZM158 225H161V226H158ZM165 226V227H164ZM9 227V226H8ZM7 227V228H8ZM169 228V233H167V231H168V228ZM173 227H175L174 228V230L172 229ZM146 228V229H145ZM154 228H155V230H154ZM12 229V230H11ZM13 229H14V231H13ZM15 229L17 230L18 228H16V227H14V228H12V227H10V230H9V228L8 229H6V230H8V231H6V232H8L9 233V235L11 234V232H13V233H15ZM47 230H48V227L46 228ZM49 229H50V231H49V233L51 232V229L52 228H50L49 227ZM179 229V230H178ZM180 229H181V231H180ZM18 230H21L20 228L18 229ZM55 230V229H54ZM148 230H150V231H148ZM167 230V231H166ZM183 230V231H182ZM187 230H189L188 232H187ZM24 231V232H23ZM29 230L27 229V231L26 230H24V228H22V231L20 232V233H18V231H16V233H18V234H20V235H16L15 237H17V239L16 240H14V242L13 243H11L10 241H8V242H10L11 244H5L4 242H2V238H0V240H1V242H0V245H2L3 243V246H5V247H1V250L0 251H3L2 253H8V254H13L14 255V257L15 258H17L18 256H21L20 258L21 259H19L20 261H21V264H32V263H34L32 260H31V258H33L34 256H35V254H36V249H37V247H36V245L38 246V244H36V238H37V236L36 235H34V234H31L30 232H28ZM47 231V232H48ZM137 231V232H136ZM146 231H148V232H150V233H147ZM159 231H160V233H159ZM165 231V232H164ZM23 232V233H22ZM176 232L177 233H179L180 235H181V237H180V235H178V234H176ZM187 232V233H186ZM192 233V236L190 235L191 233ZM15 233V234H16ZM26 233V234H25ZM27 233H28V235H27ZM54 233V232H53ZM57 233V232H56ZM135 233H137V234H135ZM167 233V234H166ZM183 233V234H182ZM52 233H50V235H51ZM146 234V235H145ZM153 234V235H152ZM159 234V235H158ZM176 236H175V235ZM5 236L6 238L8 237L9 238V240H10V238L12 237H10V236ZM14 235V234H13ZM31 235H33V236H36V238H35V240H34V238H30V236ZM151 235V236H150ZM174 235V236H173ZM179 237H178V236ZM187 235L185 236V237H187ZM20 236L21 237H23L24 239H26V240H28L27 242L28 243H24V239L23 238H20ZM25 236H27L28 238H30V239H28V238H25ZM52 237L54 236V235H51ZM56 236V235H55ZM144 236V237H143ZM147 236V237H146ZM157 236V237H156ZM3 237V239H5L4 238V236H2ZM19 237V238H18ZM150 237V238H149ZM175 237H177V238H175ZM254 237H256V236H254ZM259 236H257L256 238H251V239H249L248 241L246 240V242H247V245L248 246H246V248H248V252L250 251L251 252V254L252 255H249L248 257H245V258H243L242 259V261H241V263L243 264H248V262H249V264H252L253 262H252V260L253 259H255V258H257L258 259V256L260 257L258 260H259V262L258 263H260L261 261H262V264H264V249H262L263 247H261L262 245H261V242L263 241L262 240V238H258ZM148 238V239H147ZM152 238V239H151ZM209 238V237H208ZM12 239V238H11ZM21 240L20 242L21 243H24V244H21L18 240ZM22 239H23V241H22ZM32 239V240H31ZM52 239V238H51ZM8 239H6L5 241H7ZM185 240V241H184ZM261 240V241H260ZM19 242L18 244H17V246H19L18 248H16L15 247V243H17V242ZM31 241V242H30ZM37 241H39L38 239H37ZM47 241H49V244H48V242H47V245H50V246H52V248H54L55 246H54V244L52 243L54 240H52V242H50V240H47ZM184 241V242H183ZM195 240L193 239V241L192 242H194ZM260 241V242H259ZM26 242V241H25ZM147 242V243H146ZM163 242V243H162ZM183 242V243H182ZM245 242V241H244ZM250 242H251V244H250ZM178 243V244H177ZM186 243L188 244V241H186ZM30 244V245H29ZM52 244V245H51ZM143 244H145V245H143ZM194 244V243H193ZM6 245H11L9 248H8V246H6ZM22 245V246H21ZM55 245H56V242H55ZM58 245V244H57ZM142 246V248H140L141 246ZM155 245V246H154ZM186 245V244H185ZM12 246L13 247H15L14 249L12 248ZM32 246V247H31ZM35 246V248L33 249V247ZM59 246V245H58ZM57 246V247H58ZM63 245L61 244V247H59V248H63L62 247ZM171 246V247H170ZM30 247V248H29ZM47 248L49 247V246H46ZM56 247V248H57ZM144 247V248H143ZM153 247V248H152ZM9 249V251H7V249ZM46 248V249H47ZM55 248V249H56ZM146 248H148V250H150L151 248L153 249V251H151L150 253H144L145 251L146 252H148L147 251V249ZM166 248H168V249H166ZM172 248H173V251H175V252H173L172 251ZM178 248V249H177ZM256 248V249H255ZM6 249V250H5ZM51 249V248H50ZM48 249L49 251H52L53 249ZM262 249V250H261ZM5 250V251H4ZM14 250V251H13ZM32 250H34L35 251V254L32 252ZM60 250V249H59ZM66 250V251H65ZM145 250V251H144ZM208 249H206V250H200V249H195V251L193 252V254H194V256L195 257H197V259H199V260H201V262H204V263H206L207 261L209 262V255L208 254H206L208 251H207ZM254 250V251H253ZM10 251H12V252H10ZM29 251H31L32 252V254L29 252ZM58 251V250H57ZM155 251V252H156ZM173 252L174 254H176L174 257H172L171 255H174L173 253H171V252ZM176 251H177V253H176ZM192 251V250H191ZM191 251H189V253L188 252H186L184 255L185 256H187V254L189 255L190 254V252ZM54 252H56L55 250H54ZM143 252V253H142ZM154 252V253H155ZM167 252H169V253H167ZM253 252V253H252ZM256 252V253H255ZM1 253V252H0ZM1 253V254H2ZM137 253H138V255H137ZM157 253V255H158V257H160V256H162L161 254H163V253H159V252H156ZM180 253H178V254H180ZM181 253V256H183V254ZM209 253V252H208ZM0 254V258H1V260H0V263L1 264H3V260H5V259H3V256H4V254H3V256ZM18 254V255H17ZM51 254V253H50ZM191 254H192V252H191ZM190 254V255H191ZM45 256H47L46 254H44ZM145 255V256H144ZM156 255V254H155ZM2 256V257H1ZM56 256H58L59 258H57ZM120 256V257H119ZM139 256H140V259H139V261L140 262H138V260H137V258H139ZM193 256V257H194ZM209 258H208V257ZM254 256V257H253ZM133 257L134 258H136V260H134L133 259ZM154 257V258H153ZM164 257H168V259L166 258V259H163ZM190 257V256H189ZM192 257V256H191ZM52 258V257H51ZM56 258V259H55ZM118 258V259H117ZM120 258V259H119ZM125 258H128V262H126V259ZM184 258V257H183ZM252 258V259H251ZM3 259V260H2ZM121 259V260H122ZM165 260L164 262H160V261H163V260ZM249 259L251 260V262L249 261ZM18 260V261H19ZM23 260V261H22ZM30 260V261H29ZM40 260V259H39ZM166 260H168V261H166ZM212 260V259H211ZM210 260V261H211ZM2 261V262H1ZM17 261V264L20 262H18ZM111 261V262H110ZM113 261V262H112ZM131 261H134L135 263H133V262H131ZM144 261H145V259H144ZM148 261V260H147ZM154 261H150V259H149V264L150 263H152V262H154ZM121 262V261H120ZM122 262V263H123ZM160 262V263H159ZM207 262V263H208ZM122 263H120V264H122ZM180 263V262H179ZM210 263V262H209ZM38 264H40V263H38ZM117 264V263H116ZM154 264V263H153ZM166 264V263H165ZM176 264H178L177 262H176Z\"/></svg>",
  "mask_w": 264,
  "mask_h": 264
},
{
  "label": "crops",
  "instance_id": "3",
  "mask_svg": "<svg viewBox=\"0 0 264 264\" xmlns=\"http://www.w3.org/2000/svg\"><path fill=\"white\" fill-rule=\"evenodd\" d=\"M125 233L126 225L121 213L104 203L78 208L68 229L70 242L77 254L91 259L112 256L123 243Z\"/></svg>",
  "mask_w": 264,
  "mask_h": 264
}]
</instances>
